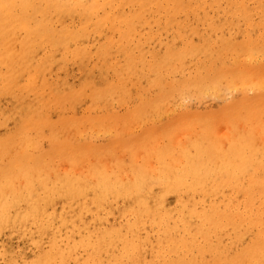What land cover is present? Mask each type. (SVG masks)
Here are the masks:
<instances>
[{"label": "bare ground", "instance_id": "6f19581e", "mask_svg": "<svg viewBox=\"0 0 264 264\" xmlns=\"http://www.w3.org/2000/svg\"><path fill=\"white\" fill-rule=\"evenodd\" d=\"M261 1H264V0H255L253 1L252 3L249 2V0H0V63L1 65H3V63L5 64L4 66L7 68L8 72L11 71L13 73V69L15 66H18L19 70L21 72H19V74H21L22 78L25 76V81H24V85L22 86L23 88H21V91L24 90V92H31L32 94L36 95V98H37V106L39 107V110L38 112H34L33 110V105L32 107L30 108V110L28 111L25 119L23 120L22 124H21V127H20V134L18 135V139L16 141H18L19 143V147L17 149H14L16 145V143H13L15 144V146L13 147V144H11V146L13 147V149L11 148V146H3L4 144H7V143H3L0 141V157L3 156L4 158H7L6 161H7V165H8V170L9 171H6L4 172L2 170V168H0V215L3 216V218H9L10 217V213L11 210L10 209H13V208H16V207H13V202L16 201V199L18 200H23L25 199V201L27 202L26 204V209H25V212L22 211L20 212L21 214L23 213L24 216L26 215L25 213H27L28 216L30 215H36V218L38 215H43L42 213H44V217L47 215L45 214H48V213H45V210H46V207L49 206V203H47L46 201V198L45 196L47 195H44L43 193L45 192H50L52 193V197L53 195L55 194V192H57L58 190L60 191V193L56 194L57 196L59 194H61L63 191L64 193H73L75 192L74 194L75 195H78L76 194V192H78L79 194L82 192H85L84 194L87 193V189H92L94 190V192H98V190L102 187V190H104V195L109 198V195L117 192L118 191H123L126 195H130L131 197H134L135 200H134V204H136V208L137 210H143V211H146V212H149L150 209L147 207V205H149L148 203H145L143 200L139 199V197L141 196V193L143 192V189L146 185V174H145V171L141 168H144V167H141V163H142V155H145L146 153L140 155L138 152H140L138 150V152H136L138 155H140V161H136V164L137 162L140 163V166L139 164H137V169H141L142 171H137L136 173H131L130 171V175H128L129 179L127 178V180H129L128 182H124L123 180H120V178L117 180V178L115 177V179L112 180L109 179L111 177L110 175V172L115 170L113 168H110L111 164L113 161L112 159L114 158H108V159H111L110 163H109V166H107L108 164L107 161L106 163L104 162L105 160H108V159H105L104 156H99L100 157L98 160H92L91 162L87 160H90V156L89 154L92 153L93 150H95V145L91 142V139L94 137V134L97 132V128L99 129V127H97V124L99 121H101V123L104 125V121L106 122H113V126L115 125L114 122L116 123V120H117V116H114V114H111V113H103L101 111H98L97 108L102 105V104H106V103H115V106L118 104L121 106H125L127 108V112L128 114H130L129 117H131V115H139V112H145V110H157L159 109L160 107H166L165 104L167 102H169V100L173 97H176V98H179L180 100V103L177 101V103H179L180 105H183L188 107V105L186 103H190L191 100L190 98L192 97H197L199 98L198 100H200V98H202L204 100V98H208V96H213V97H217V95H220V90L218 88V79H223L226 81V87L227 89L231 91H236L238 90V93L240 92V97L238 99H235L234 100V96H233V101H230L227 99H225V101H228L225 106H226V109L223 111V118L228 121V122H233L237 124L240 123L244 128H243V134H239V132L237 131H234L230 136V134H223V132H226L224 131L226 128L228 127H224L221 128L223 130V132L221 133L223 137V139H220L219 141L221 142H226L224 139H226L227 137H229V140L227 138V143H229L228 141H230V147H228V154H227V159L225 160L226 163L221 162V163H224V167H223V173L227 176H229V179H234V181L231 183H229V187L231 189V193L229 195V198H228V201L227 203L229 202L230 204H232L233 202V194H241L242 193V203L241 205L243 206V210L241 211H237L235 208L236 206L234 205H230V214L231 216L234 218V221L237 223V222H242V223H245L248 227L249 226H252V224H255L257 225V228H258V234L260 237H263V240L262 242L264 241V150L260 151L258 149V146L256 145V139L259 138V139H264V55L262 56L261 53L264 52V4L261 5ZM221 11V14H223L225 16V23L229 26H232L234 23H236L237 25L239 24V22L241 21H244L246 28L247 29H257L259 28L260 30H258L259 32H254V33H257L256 37H251L250 35H244L242 40L239 41V43L237 45H235V48L234 50H231L233 48H230V45L227 43H223L222 45L223 46H219L221 45V43L218 45L220 47V49L218 50V46H217V41L219 40L218 37H217V41L215 39L214 42H212L213 44L211 45V43L209 45H211V54L209 56H205V59H203L200 55H199V50L201 49L200 46H202L203 44H196L190 41H188L186 39V35L185 32L187 30H190V25H189V22L191 20H195L196 22L198 23H203L204 25H207L208 29L209 28H212V24H213V21H215V16L214 15H211V13H214L217 12V14L220 15V12ZM219 17V16H218ZM221 17V15H220ZM220 19V18H219ZM218 19V21H219ZM217 20V19H216ZM221 21V19H220ZM192 24V23H191ZM194 25V24H193ZM200 25V24H199ZM216 25L213 24V26ZM236 25V26H237ZM15 27V26H18L19 29H21L23 31V33H25V35L23 36V38H19V42L20 46L19 47V51L17 50L15 52L14 48H12V50L15 52H13L11 55H10V52H11V47H13V45L10 47V49L8 48L7 45H10L8 41H6V39L8 38H12V37H7L8 35V32L10 31L9 29H11V27ZM225 26V25H224ZM1 28H3V36H1ZM149 28V29H147ZM154 29L156 28V31L159 32V31H171L173 30V35H174V41L175 40H178L180 41V45L178 47L175 48V50H173V48H171L172 46H166V48L164 49L163 53L160 54L158 53L157 51H154V50H149V53L147 55H145L142 51H143V46H142V43L144 42H147L148 40L150 39H154L156 38L158 35L156 32H153V30L151 29ZM197 28V27H196ZM216 28H218L216 26ZM220 28H222L220 26ZM224 28V27H223ZM227 28V26L225 27ZM224 28V29H225ZM230 28V27H229ZM215 29V28H214ZM234 29V28H233ZM237 29V27L235 28ZM240 28H238V31L240 33ZM255 29V30H256ZM204 30V28L202 29V31ZM226 30V29H225ZM228 30V29H227ZM246 30V29H245ZM254 30V31H255ZM12 31V30H11ZM15 31V29H14ZM17 31V30H16ZM20 31V30H19ZM218 31V30H217ZM236 31V32H238ZM215 32V31H214ZM225 32V31H224ZM223 32V33H224ZM235 32V30H234ZM6 35H5V34ZM10 33V32H9ZM164 33V31H163ZM216 33V32H215ZM218 33V32H217ZM221 33V31H219V34ZM232 33V32H231ZM11 34V33H10ZM162 34V33H161ZM170 34V33H169ZM190 34V33H189ZM204 34V33H203ZM218 34V35H219ZM229 33H227L228 35ZM252 34V33H251ZM7 37H5V36ZM217 36V34H215ZM238 35V33H237ZM254 35V34H253ZM17 36V35H16ZM22 36V35H21ZM170 36V35H169ZM193 36V35H192ZM195 36V35H194ZM222 36V34H221ZM219 35V38L221 37ZM229 36V35H228ZM231 36V35H230ZM242 36V35H241ZM92 37H94L92 39ZM211 37V36H210ZM223 37V36H222ZM225 37V36H224ZM223 37V38H224ZM232 37V36H231ZM233 37L235 38V35L233 33ZM5 38V39H4ZM18 38V37H17ZM160 38V37H159ZM162 38V37H161ZM233 38V39H234ZM15 39V38H14ZM92 39V40H91ZM207 39V38H206ZM231 39V38H230ZM11 40V39H10ZM13 40V38H12ZM16 40V39H15ZM18 40V39H17ZM161 40V39H160ZM166 40V39H165ZM205 40V39H204ZM203 41V43H205L206 41ZM212 40V41H213ZM221 40V39H220ZM224 41V40H223ZM222 41V42H223ZM8 42V43H7ZM177 42V41H176ZM211 42V41H210ZM18 43V41H17ZM155 43V42H154ZM153 43V44H154ZM201 43V42H200ZM13 44L16 45V43L13 42ZM149 46V45H148ZM160 46V45H159ZM158 46V47H159ZM157 47V48H158ZM203 47V46H202ZM209 47V46H208ZM17 48V47H16ZM159 49V48H158ZM205 49V48H204ZM145 50V49H144ZM207 50V49H206ZM217 50H218V54L220 56V60H222V64L220 66H217V62H213L212 59H217ZM205 51V50H204ZM145 52V51H144ZM207 52V51H206ZM241 53V52H244V57L242 59H239V54L238 53ZM203 53V52H202ZM215 54V56H213ZM242 55V53H241ZM240 55V58L242 57ZM16 58V62L14 63V59L13 58ZM196 57V62H195V69L193 72H190V73H193V74H185V73H188V72H185V63L187 61H190L192 60L193 61V58ZM227 57V58H226ZM228 58H231V64L230 65H227L226 64V59ZM5 59V60H4ZM13 59V60H12ZM90 59H95L96 61L94 62L93 65H90L89 64V60ZM4 60V61H3ZM124 61V62H122ZM92 62V61H91ZM69 63H76L78 64L79 66H83L85 67V71L87 73V86L86 88H78V89H71V90H68L66 91L65 87L62 86L56 81L57 78H54V79H51V81H49L46 77H45V74L48 73V72H52L54 68L58 67V71H66V69H63L64 67H66V65H68ZM192 63V62H191ZM191 65V64H190ZM3 67V69L5 68ZM68 67V66H67ZM190 68V66H188ZM187 67V68H188ZM186 68V69H187ZM61 69V70H59ZM70 69V68H69ZM68 69V70H69ZM74 69V68H73ZM79 70V69H78ZM2 71V70H1ZM0 71V72H1ZM75 71V70H74ZM84 71V72H85ZM95 71L99 72V83L98 85L95 84L94 82H92L91 80V77L93 76V73H95ZM189 71V70H188ZM2 73V72H1ZM0 73V74H1ZM67 73V72H66ZM76 73V72H75ZM81 73V72H79ZM5 74V72H4ZM8 74H11V73H7ZM19 77V74L16 73ZM16 75V76H17ZM27 75V76H26ZM51 75V74H50ZM150 75H153L154 79L152 82H154V84L152 83L150 85V87L153 85V90H155L153 93L151 91H148L146 88H143L142 85L140 84V82L137 80V79H140V78H144V79H149V76ZM2 76L4 77L5 75L1 74V78ZM15 76V77H16ZM14 77V75H13ZM52 77V76H51ZM20 78V77H19ZM8 79H11V75H10V78L8 76V78L6 79V76L4 77V79H0V81H6L8 82L9 80ZM15 79V78H14ZM14 79H12V81H14ZM17 80H19L17 78ZM95 80V79H94ZM2 81H1V85H2ZM16 81V80H15ZM69 81V80H68ZM73 81V80H72ZM224 81V82H225ZM144 82V81H143ZM13 83V82H12ZM11 83V84H12ZM149 83V82H148ZM223 83V82H222ZM221 83V84H222ZM80 84V83H79ZM138 84V86H137ZM5 86V84H4ZM8 86V85H7ZM133 86H137L136 91L134 92L133 91ZM6 87V86H5ZM142 87V88H141ZM2 88H3V85H2ZM16 88V87H14ZM225 88V87H224ZM4 89V88H3ZM226 89V88H225ZM10 90V89H9ZM224 90V89H223ZM18 91V90H16ZM15 91V92H16ZM225 91V90H224ZM19 93V92H18ZM23 93V92H22ZM17 94V93H16ZM20 94V93H19ZM18 94V95H19ZM29 94V93H28ZM231 94V93H230ZM23 95V94H22ZM229 94H227L226 96H228ZM12 96V95H11ZM16 96V95H15ZM204 96V98H203ZM230 96V95H229ZM228 96V97H229ZM28 97V96H27ZM231 97H232V94H231ZM230 97V98H231ZM17 98V96H16ZM23 97H21L22 99ZM35 98V97H34ZM35 98V99H36ZM175 98V100H176ZM223 98V97H222ZM227 98V97H225ZM14 99V98H13ZM18 99V98H17ZM20 97H19V100H21ZM24 99V98H23ZM30 99H33V96L31 95ZM29 99V100H30ZM129 99L133 100L135 102V104H133L131 107H127L126 105H128L130 102H129ZM171 99V100H172ZM217 99V98H216ZM6 100V99H5ZM18 100V101H19ZM29 100H26V101H29ZM82 100H87L88 103L85 102L86 107L84 106L83 108H87L86 109V113L82 114V116H77L75 114H71V117L69 115V117H67V115H58V118L57 121L53 122L52 119L50 118V116L48 115V112L49 111H59V112H62L64 110H71V112H75L76 111V104L78 105L79 103H81ZM190 102H189V101ZM203 100H200V101H203ZM213 98H211V101L213 102ZM218 100V99H217ZM216 100V101H217ZM224 100V99H223ZM232 100V99H231ZM8 101V99H7ZM10 101V100H9ZM8 101V102H9ZM17 101V100H16ZM15 101V103H16ZM23 101V100H21ZM36 101V100H35ZM174 101V99H173ZM205 101V100H204ZM215 101V100H214ZM219 101V100H218ZM221 101V100H220ZM33 102V101H32ZM175 102V101H174ZM195 102V101H194ZM199 102V101H198ZM197 102V103H198ZM206 102V101H205ZM211 102V103H212ZM223 102V101H222ZM1 103V102H0ZM3 103V102H2ZM27 103L29 102H26V106L28 107L29 105H31L29 103V105H27ZM176 103V104H177ZM196 103V102H195ZM210 103V104H211ZM216 103V102H215ZM10 104V103H9ZM22 104V103H20ZM24 104H22L24 106ZM131 104V103H130ZM174 104V105H176ZM178 104V105H179ZM208 104V103H207ZM21 105V107H23ZM198 105V104H197ZM201 105V104H200ZM205 105V104H204ZM213 105V103H212ZM8 106V105H7ZM36 107V105H34ZM82 106V105H81ZM169 106V105H168ZM171 106V105H170ZM169 106V107H170ZM183 106V107H184ZM209 106V105H208ZM14 107V106H13ZM20 107V108H21ZM30 107V106H29ZM28 107V108H29ZM219 107V106H218ZM15 108V107H14ZM11 109L10 111L14 110ZM18 107H16L17 109ZM20 108H18L17 110H20ZM102 108V107H101ZM115 108V107H114ZM130 108V109H128ZM171 108V107H170ZM179 108V106H178ZM177 108V109H178ZM181 108V106H180ZM179 108V109H180ZM189 108V107H188ZM213 108V107H212ZM15 109V111H16ZM38 109V108H37ZM35 109V110H37ZM100 109V108H99ZM103 109V108H102ZM169 109V108H168ZM167 108L163 111V114L164 113H169V110ZM185 109V108H184ZM200 109V108H199ZM82 110V109H81ZM115 110V109H114ZM124 110V109H123ZM182 110V109H181ZM180 110V111H181ZM201 110V109H200ZM15 111L13 112L14 114ZM85 111V109H84ZM103 111V110H102ZM113 111V110H112ZM121 111V110H120ZM17 112V111H16ZM65 112V111H64ZM68 112V111H67ZM95 112L94 115H92V113ZM152 112V111H151ZM151 112L149 111V113L151 114ZM156 112V111H155ZM177 112V110H176ZM1 113V112H0ZM19 112H17V115L20 116V113L18 114ZM54 113V112H53ZM70 113V112H69ZM149 113H144L143 115H145V121L146 118H150L148 115ZM8 115L10 114L7 113ZM6 114V115H7ZM51 114V113H50ZM59 114V113H58ZM146 114H148L146 116ZM153 114V113H152ZM151 114V115H152ZM13 115V114H11ZM123 115V114H122ZM143 115L140 117L142 118ZM3 116V115H2ZM1 116V117H2ZM22 116V115H21ZM127 116V115H125ZM157 116V115H156ZM155 116V117H156ZM159 116V115H158ZM161 116V114H160ZM190 113H188V111H184V112H181L179 113V115L177 116H172L171 118H169L168 116V121L163 123L161 122V120L159 119V117H156V119H154L155 121H150L147 123V127H146V133H148L149 131H154L155 130H158L157 128L161 127L162 128V133H166L167 134V139L169 141V143H171L173 140H172V137H174V132L172 130V128L174 127V123H178V122H185L189 117H190ZM4 117L5 114H4ZM133 117V116H132ZM138 118L137 116L135 117L140 119L141 118ZM213 117H216V115H213ZM9 120H11L10 118H12V116H9L8 117ZM7 118V119H8ZM24 118V117H23ZM205 118V117H204ZM1 119V118H0ZM2 119L4 120V118L2 117ZM1 119V120H2ZM20 119V117H19ZM125 119V118H124ZM135 119H133L135 121ZM138 119H136L137 121L136 122V125H137V122H138ZM229 119V120H228ZM2 120V121H3ZM7 120V121H9ZM131 120V121H133ZM219 120V119H218ZM1 121V122H2ZM6 121V120H5ZM14 121V120H13ZM120 121V120H118ZM130 122V120H128ZM131 122V123H134ZM188 121V120H187ZM10 122V121H9ZM141 122V121H140ZM5 123V122H3ZM69 123H72V124H79L81 125L82 128L79 129V132H77V137H76V141L72 140L71 137V134L68 136L66 133V135L64 137H62L63 139H57L56 136H60L62 135L64 132H62V127L66 124H69ZM86 123H89L88 126L90 124H92V127L89 128L87 126V129H86V126L85 124ZM123 123V122H122ZM121 123V126L120 130H117V126H115V128L112 126L110 127L109 131H111V133L113 134V140L117 141L118 143H120L121 145H124L125 146L127 145L128 147V151H132L131 153H134L133 152V149L135 151L136 148H142L145 146H148V149H146L145 151H149L152 147H154V149L152 150V152H156L154 151L155 149H158V150H163L165 149V147H167V144L165 145H161L159 142H158V147L155 148L157 145L155 146H151L149 144L150 142V139L149 138H145L144 136H141V137H138L135 142L134 141H124V138L122 137L121 135V131H122V127H123V124ZM130 123V124H131ZM207 123V121H206ZM112 124H109V125H112ZM120 124V123H119ZM127 124V122H126ZM140 124V123H139ZM186 124V123H185ZM189 124V123H188ZM194 124L195 126V123H192ZM219 124V122L217 123V125ZM239 124V125H240ZM15 125V124H14ZM117 125V124H116ZM131 125H134V124H131ZM142 124H140L141 126ZM200 125V124H199ZM216 125V126H217ZM2 126V125H1ZM0 126V127H1ZM8 126V125H7ZM77 126V125H76ZM100 126V125H99ZM102 126V125H101ZM100 126V128H101ZM119 126V125H118ZM215 126V124H214ZM219 126V125H218ZM217 126V127H218ZM223 126V125H222ZM15 127V126H13ZM45 127H48L49 129L51 130H55L54 133H57V130L60 128V130H58L59 133H57L56 136V139L53 138L51 139V136L50 134H47V136H49V138L51 140H47V143H46V138H45V135L43 133V131H46L44 130ZM58 127V129L56 128ZM74 127V126H73ZM79 127V126H77ZM103 127V126H102ZM104 131L107 129L106 128V124L104 126ZM108 127V125H107ZM126 128H124L123 131L125 132H129L128 134H130L129 136H131L132 134L130 133V131L128 130L129 128L131 129V127L129 126V128H127V126H125ZM137 127V126H136ZM186 127V125H185ZM188 127V126H187ZM70 128V127H69ZM122 128V129H121ZM133 128V127H132ZM140 129V127H138ZM178 128V127H177ZM184 128V127H183ZM193 128V127H192ZM205 128V127H204ZM230 128V127H229ZM233 128V127H231ZM239 128V127H237ZM71 129V128H70ZM102 130L100 131H103V128H101ZM135 129V128H133ZM133 129L131 131H133ZM182 129V128H181ZM186 129V128H185ZM189 129V128H188ZM201 127L199 126V128H197V131L200 130ZM220 129V131H222ZM236 129V127L234 128ZM240 129V128H239ZM76 130V129H75ZM137 130V128H136ZM135 130V131H136ZM141 130V129H140ZM194 130V128H193ZM195 130H196V127H195ZM206 129H203L201 130L199 136H200V139L199 141H196L194 142V147H195V151L193 150V152H195L194 155H192L190 153V150L188 151L187 148H190L188 147V145L186 146L185 144H187L186 141H188V139H186L184 136V131L182 132L183 135L182 137L184 139H180L179 137H181V135H179V137H177V133H176V140L177 138H179L177 141H176V145H178V148H179V152L181 153V158L179 157V154H178V158L180 159H176L177 157V154H173L174 157L173 160L176 159V168H178L177 170L173 168H168L167 164H166V161H165V157H164V152L161 151L158 155H159V159H158V164H157V168L153 170V168H155V164L153 163V165H150L148 164V170L151 171L149 173H151L154 177L153 180L154 183L156 182L158 185L162 186L163 188H166L168 190H172V191H179L180 188H184L186 189L187 191L189 192H192V193H202L204 195H211L212 193H214L217 189V187H219L217 185V181L214 180V181H211L213 183H211L210 181L207 182V179L209 177V175L211 174L210 171L213 170H217V166H220L221 165L223 166V164H220L218 165L219 161L217 159V155L220 154L223 156V152L224 151H220L219 150L217 151V145L215 144L214 142V139H216L214 137V135L212 136V133H210V131H205ZM219 130V129H218ZM228 130V129H226ZM241 130H242V127H241ZM18 131V132H19ZM72 132V130H69ZM69 131H66V132H69ZM103 131V132H104ZM107 131V130H106ZM105 131V132H106ZM142 131V130H141ZM229 131V130H228ZM11 132V131H10ZM48 132L50 133V130H48ZM53 132V131H52ZM91 132V133H90ZM102 132V133H103ZM137 132V131H136ZM145 132V131H144ZM180 132V131H179ZM215 132V131H214ZM15 133V132H14ZM70 133V132H69ZM68 133V134H69ZM110 133V132H109ZM123 135H124V132H122ZM159 133V132H158ZM186 133V132H185ZM188 133H191L189 130H188ZM187 133V134H188ZM194 132H192L193 134ZM219 132L217 133L219 136H221ZM230 133V132H229ZM16 134V133H15ZM15 134H14V138L13 140L15 141ZM127 134V136H128ZM142 134V133H141ZM165 134V135H166ZM186 134V136H187ZM196 134V132H195ZM197 134V135H198ZM9 135V134H8ZM54 135V134H53ZM92 135V136H91ZM96 135V134H95ZM99 135V133H98ZM63 136V135H62ZM75 136V135H74ZM100 136V135H99ZM107 136V135H106ZM147 136V135H146ZM194 136V134H193ZM218 136V138H219ZM227 136V137H226ZM4 137V136H3ZM90 137V139H89ZM98 137V136H96ZM96 137H94L96 139ZM103 137V136H101ZM99 137V138H101ZM104 137H105V134H104ZM133 137V136H132ZM132 137H128L129 139L132 138ZM214 137V139H213ZM8 138V137H7ZM48 138V137H47ZM74 138V137H73ZM93 138V139H94ZM112 138V137H111ZM157 138V137H155ZM154 138V139H155ZM159 138L160 135H159ZM158 138V139H159ZM192 138V137H191ZM194 138H196V136H194ZM217 138V139H218ZM159 140H162L159 139ZM183 140H186L184 143ZM195 140V139H194ZM223 140V141H222ZM12 141V140H11ZM96 141V140H95ZM100 141V140H99ZM155 141V140H154ZM152 140V142H154ZM164 141V139H163ZM182 141H183V145H182ZM13 142V141H12ZM98 142V140H97ZM191 142V141H189ZM46 143V144H45ZM107 143V142H106ZM109 143V142H108ZM115 143V142H114ZM174 145H175V140H174ZM172 143V144H173ZM260 143V141L258 142ZM264 143V141H263ZM262 143V144H263ZM9 144V143H8ZM190 144V143H189ZM224 144V143H223ZM261 144V145H262ZM116 143L113 145L115 147ZM226 145V144H225ZM97 146V145H96ZM183 146V147H181ZM220 146V145H219ZM76 147H78L79 149L81 150H78L82 152V154L80 153L79 157H76V153L72 154L71 152L75 151ZM120 147V146H119ZM177 148V146H175ZM186 147V149H185ZM226 147V146H225ZM16 148V147H15ZM144 148H147V147H144ZM150 148V149H149ZM171 148V147H170ZM169 148V149H170ZM174 148V147H173ZM174 148V149H176ZM177 148V149H178ZM12 149V150H11ZM102 149V148H101ZM100 149V150H101ZM114 149V148H113ZM112 149V150H113ZM120 149V148H119ZM191 149V148H190ZM194 149V148H192ZM227 149V148H225ZM261 149V148H260ZM263 149H264V146H263ZM92 150V151H91ZM99 150V149H98ZM99 150V152H100ZM107 150V149H106ZM109 150V149H108ZM123 150H125V148L123 147ZM143 150V149H142ZM141 150V151H142ZM150 150V152H151ZM104 151V150H103ZM122 151V150H121ZM167 151H170V150H167ZM175 151V150H173ZM172 151V153H173ZM111 152V151H110ZM119 152V151H118ZM125 152V151H124ZM144 152V151H142ZM101 153V152H100ZM113 153V151H112ZM123 153V151H122ZM120 152V154H118V156H120L122 154ZM135 153V154H136ZM157 153V152H156ZM176 153V151L174 152ZM178 153V152H177ZM88 154V156H87ZM104 154V153H103ZM149 154V153H148ZM168 154V153H167ZM102 155V154H101ZM116 155V154H115ZM124 155V153L122 154ZM121 155V156H122ZM137 155V156H138ZM153 154H151V157H152ZM170 155V153H169ZM168 155V156H169ZM106 156V155H105ZM108 156H111V154H109ZM119 157L120 159L122 157ZM147 156V155H146ZM172 156V155H171ZM2 157V158H3ZM76 157V158H75ZM89 157V158H87ZM124 157V156H123ZM155 157V156H154ZM226 158V156H224ZM1 158V159H2ZM101 158H104L105 160H103V162L99 161ZM107 158V156H106ZM116 158V156H115ZM118 158V157H117ZM118 158V159H119ZM132 158H138V157H134L132 156ZM145 158V156H144ZM171 158V157H170ZM116 159L114 163H116V161L118 160ZM135 159V160H136ZM138 159V160H139ZM155 159V158H153ZM157 159V158H156ZM61 161V163L63 164H69V166H71L70 164L72 162H74L73 164L76 163V165H79L77 164L76 161L80 160V162H83V164L85 162H87V167L88 168H85L87 169L86 172H83L81 174L80 172V168L78 167V171H76V167L74 168V172L76 171L77 174L73 173V167H68L67 166L65 167H61L60 165H62L61 163H59V161ZM76 160V161H75ZM135 160L133 159V162L135 163ZM146 160V159H145ZM168 160V159H166ZM170 160V159H169ZM168 160V161H169ZM172 161V163H174V161ZM222 160V159H221ZM54 161V162H53ZM55 161H58L57 163H55ZM122 161V159L120 160ZM119 161V162H120ZM152 161V159H151ZM150 161V162H151ZM154 161V160H153ZM130 162H132L130 160ZM218 162V163H217ZM2 163V162H1ZM52 163L56 164L57 166V169L55 168V165L53 164L54 167H52ZM114 163L112 164V167L114 165ZM123 163V162H122ZM171 163V164H172ZM82 164V163H81ZM82 164V165H83ZM120 164V163H119ZM124 164H127V161L126 163ZM129 164V163H128ZM134 164V165H136ZM75 165V166H76ZM117 165V164H116ZM132 167L134 166L133 163L131 164ZM146 165V164H145ZM175 165V164H174ZM60 166V167H59ZM80 166V165H79ZM86 166V165H85ZM118 166V165H117ZM122 165H120L121 167ZM119 167V169H120ZM126 167V166H125ZM124 167V170L126 171ZM129 167V166H128ZM126 167V168H128ZM174 167V166H173ZM62 168V170H61ZM83 168V169H84ZM135 168V166H134ZM222 168V167H221ZM248 168H251L253 169L252 173H250L248 175V178H247V181L246 182H243L242 180L239 179V176L240 174L243 175V173L246 171L248 172L249 169ZM111 169V170H110ZM123 169V168H122ZM130 169H133L130 167ZM136 169V168H135ZM250 169V170H251ZM118 170V169H116ZM121 170V169H120ZM119 170V173L120 174H123L125 175V171L123 173H121ZM146 170V168H145ZM147 170V172H148ZM83 171V170H82ZM133 171H136V170H133ZM221 171V170H220ZM81 175H79V173ZM89 172L90 173V176L87 175V174H84V173H87ZM114 172V171H113ZM112 172V174H114ZM217 172V171H216ZM128 174V172H126ZM148 173V174H149ZM213 173V172H212ZM116 174V172H115ZM127 174L125 175L127 177ZM133 174V176L131 175ZM245 174V173H244ZM118 175V174H117ZM116 175V176H117ZM214 175V174H213ZM211 175V177L213 176ZM119 176V175H118ZM130 176H132L130 178ZM148 176V175H147ZM224 176V175H223ZM227 176V177H228ZM233 178H232V177ZM123 177V176H121ZM152 177V176H151ZM219 177L216 175V178ZM225 177V176H224ZM226 177V179H228ZM238 177V178H237ZM245 177V176H244ZM243 177V178H244ZM125 178V177H124ZM148 178V177H147ZM220 178H223L222 176ZM242 178V176L240 177ZM122 179V178H121ZM151 179V178H150ZM148 178V180H150ZM37 182H35V181ZM126 180V179H125ZM152 180H150L151 182ZM37 184V186H39L38 188L40 189L39 191L35 190V184ZM149 182V183H150ZM225 182V181H223ZM21 183V185H24L23 187H25L23 189V187H21V185H19ZM152 184V182H151ZM153 185V184H152ZM35 186V187H34ZM149 186H147L148 188ZM220 188V187H219ZM225 189V188H224ZM101 190V192H102ZM151 190V189H150ZM183 190V189H182ZM42 191V192H41ZM62 191V192H61ZM154 191V190H153ZM39 192V193H38ZM89 192V191H88ZM219 192V191H218ZM49 193V194H50ZM100 193V191H99ZM158 193V192H157ZM160 193V192H159ZM170 195H171V192H169ZM174 193V192H172ZM188 193V192H187ZM223 193V192H222ZM35 194V197L34 195ZM180 194V193H179ZM189 194V193H188ZM195 194H193L195 196ZM201 194V195H202ZM51 195V194H50ZM63 195V194H62ZM68 195V194H67ZM88 195V194H87ZM115 197L117 198V194L115 193ZM224 195H225V191H224ZM28 196V197H26ZM48 196V195H47ZM46 196V197H47ZM55 196V195H54ZM61 196V195H59ZM58 196V197H59ZM65 196V195H64ZM112 196V195H111ZM121 196V195H120ZM157 196V195H156ZM181 196V195H180ZM213 196V197H212ZM222 196V195H221ZM228 196V194H227ZM240 196V195H239ZM34 197V198H33ZM49 197V196H48ZM47 197V199H48ZM63 197V196H62ZM69 197V196H68ZM105 197V198H107ZM114 197V198H115ZM148 197V195H147ZM167 197V196H165ZM198 197H200L198 195ZM212 197V198H211ZM211 199H213L214 195H211ZM226 197V196H225ZM50 198V197H49ZM55 198V197H54ZM65 198V197H64ZM71 198V197H69ZM76 198V196H75ZM85 198V201L87 200L86 197ZM115 198V199H116ZM119 198V197H118ZM159 198V197H158ZM162 198V196H161ZM195 198V197H194ZM221 198V197H219ZM223 198V196H222ZM236 198V196H235ZM52 199V198H51ZM50 199V201H51ZM58 199V198H57ZM60 199V198H59ZM89 199V197H88ZM105 201V204L107 203L108 204V201L110 202V200ZM114 199V200H115ZM147 201L149 200L148 198H146ZM145 199V201H146ZM165 199V198H164ZM217 199V198H216ZM56 200V199H55ZM66 200V199H65ZM69 200V199H67ZM73 200L72 198L70 199V202L72 203ZM80 200V199H79ZM82 200V199H81ZM106 200V199H105ZM112 200V199H111ZM113 200V201H114ZM220 199H218L219 201ZM236 200V199H234ZM48 200V202H50ZM54 200H52L51 202H53ZM146 201V202H147ZM161 201H164V200H161ZM209 201V199H208ZM211 201V200H210ZM61 202V201H60ZM95 202V201H93ZM120 202V201H119ZM118 202V203H119ZM155 202V201H154ZM177 202V201H176ZM234 202H237L234 201ZM17 202H15V205H16ZM24 203V202H23ZM66 203V202H65ZM70 203V204H71ZM77 205H75V202H74V205L75 207L76 206H80L81 204H79L80 202H76ZM87 203V204H86ZM101 203V202H100ZM116 203V202H115ZM166 203V202H165ZM169 204V202H167ZM174 203V202H173ZM206 203H208L206 201ZM48 206H47V205ZM52 204V203H50ZM61 204V207H62V204L64 203H60ZM91 204V203H90ZM106 204V205H107ZM117 204V203H116ZM160 204V202H159ZM178 204V202H177ZM199 204V203H198ZM215 204H218V202ZM220 204V203H219ZM233 204H236V203H233ZM12 205V206H11ZM22 205V204H21ZM46 205V206H45ZM66 205V204H64ZM88 205V202H85L84 206L86 207ZM102 205V204H101ZM120 205V204H119ZM163 205V204H162ZM176 205V204H175ZM201 205V203H200ZM240 205V204H239ZM18 206V205H16ZM45 206V207H44ZM54 206H56L54 204ZM73 206L70 205V207ZM104 206V205H102ZM124 206V205H123ZM157 206V205H156ZM165 205H163L164 207ZM171 205H169L170 207ZM174 206V205H173ZM199 206V205H198ZM12 207V208H11ZM53 205L50 207L52 208ZM108 207V206H107ZM106 207V208H107ZM110 209L111 208V205L109 206ZM114 207V205L112 206ZM120 207V206H119ZM205 207V206H204ZM220 207V206H219ZM229 207V205H228ZM24 208V207H23ZM22 208V209H23ZM45 208V209H44ZM57 208V207H55ZM60 208V207H59ZM69 208V207H68ZM79 208V207H78ZM77 208V209H78ZM82 208V207H81ZM88 208V206H87ZM91 208V207H90ZM93 208V207H92ZM98 208V207H97ZM105 208V209H106ZM116 208V206L114 207ZM118 208V207H117ZM121 208V207H120ZM119 208V209H120ZM240 208V207H239ZM18 209V207H17ZM21 209V210H22ZM54 209V208H52ZM80 209V208H79ZM84 209V208H82ZM102 209H104L102 207ZM108 209V208H107ZM106 209V210H107ZM123 209V207L121 208V210ZM125 209V207H124ZM127 209V208H126ZM198 209V208H197ZM227 209V208H226ZM16 210V209H15ZM19 210V209H18ZM20 210V211H21ZM55 210V209H54ZM54 210L53 212L50 213V218H49V221L52 220L53 216H54ZM59 210V209H58ZM63 210V209H62ZM61 210V211H62ZM67 210L66 212H70L68 211V209H64L63 211ZM81 210V209H80ZM79 210V212H81ZM129 210V209H128ZM127 210V212H128ZM164 210V209H163ZM177 210V209H176ZM175 210V211H176ZM185 210V209H184ZM193 210V209H192ZM228 210V209H227ZM52 211V210H50ZM71 211H74L73 209H71ZM83 211V210H82ZM89 211H92L91 209H89ZM87 211V212H89ZM103 211V210H102ZM109 211V209H108ZM107 211V212H108ZM111 211V210H110ZM109 211V212H110ZM113 211V210H112ZM119 211V210H118ZM125 211V210H124ZM209 211V210H208ZM205 209H202L201 211H199V215L200 217L202 218L200 221L201 223H205L204 221H207L210 223V220L212 219L211 216H208L210 215L209 213ZM211 211L219 214L220 212V209L217 207V206H214L212 207ZM210 211V212H211ZM225 211V210H224ZM14 214L17 213L16 211H13ZM47 212V211H46ZM49 212V210H48ZM86 212V211H84ZM105 212V211H104ZM109 212L107 213V215H109ZM126 212V211H125ZM125 212L123 215H125ZM126 212V214H127ZM130 212V211H129ZM133 212H134V207H133ZM184 212V211H183ZM19 213V211H18ZM17 213V215H18ZM59 213V212H58ZM63 213V212H62ZM72 215L73 213L70 212ZM75 213V212H74ZM96 213V212H95ZM94 213V214H95ZM99 213V211L97 212ZM123 213V211H122ZM131 213V212H130ZM136 213V212H135ZM226 213V211H225ZM237 213H239L237 215ZM13 214L14 217H12L13 219L17 216H15ZM61 214V212H60ZM69 215V213H67ZM80 214L82 213H79L77 212V215H79V219L80 217H82ZM85 214V213H84ZM93 214V213H92ZM90 214L92 216V218L89 216L86 217L88 220H95L96 218L98 219V215L99 214H95L96 216L93 217V215ZM102 214V213H101ZM111 214H114L113 212L111 213L110 212V215ZM132 214V213H131ZM130 214V216H131ZM145 214V213H144ZM163 214V213H162ZM195 214V212H194ZM62 215V214H61ZM64 215V216H63ZM61 218H66V215L63 214ZM76 215V216H77ZM87 215V214H85ZM109 215V216H110ZM121 214V217L125 218V216H123ZM135 215V214H133ZM142 215V214H141ZM161 215V214H160ZM171 215V212L170 214ZM180 215V213H179ZM184 215V214H183ZM40 216V217H41ZM55 216H59V215H56ZM71 216V215H69ZM68 216V217H69ZM103 216H106V215H101V217ZM129 216V214H128ZM146 216L143 215V217ZM162 216V215H161ZM166 216V215H165ZM174 216V215H173ZM216 216V215H215ZM32 217V216H31ZM52 217V218H51ZM67 217V218H68ZM73 217V216H71ZM78 217V216H77ZM76 217V218H77ZM96 217V218H95ZM99 218V222L97 223H100V219L101 220H106V218ZM107 217V216H106ZM111 217V216H110ZM109 217V218H110ZM137 217V216H136ZM148 217V216H147ZM179 217V216H177ZM175 216V218H177ZM194 217V215H193ZM193 217H191L193 219ZM217 217V216H216ZM227 217V216H226ZM230 217V216H229ZM2 218V217H1ZM2 218V219H3ZM28 218V217H27ZM75 218V217H74ZM71 219V222H75L76 221H73V219ZM75 218V219H76ZM113 218V217H112ZM149 218V217H148ZM168 218V217H167ZM183 218V217H182ZM215 218V217H214ZM12 219V220H13ZM20 219V218H19ZM24 219H26V216L24 217ZM35 219V218H33ZM40 219H43V217H41ZM51 219V220H50ZM57 219V218H56ZM74 219V220H75ZM115 219V218H114ZM117 219V217H116ZM128 219V218H127ZM125 218V220H127ZM131 219V218H130ZM141 219V218H140ZM156 219V218H155ZM162 219V218H161ZM170 219V216L169 218ZM172 219V218H171ZM180 219V218H179ZM222 219V217H221ZM226 219V218H225ZM1 220V219H0ZM16 218L13 220L15 221ZM29 220H32L31 218ZM44 220V219H43ZM80 220H83L80 219ZM93 220V221H94ZM104 220V221H105ZM119 220V219H118ZM117 220V221H118ZM124 220V219H123ZM124 220V221H125ZM144 220V219H143ZM146 220V219H145ZM163 220V219H162ZM167 220V219H166ZM218 220V219H217ZM223 220V219H222ZM228 220V219H227ZM5 221L2 220L0 222V225L3 224V222ZM12 221V223H13ZM46 221H48L46 219ZM48 221V223H49ZM58 221V220H57ZM60 221V220H59ZM63 222V219L61 220ZM69 221V219H68ZM86 221V219H85ZM83 221L86 225V222ZM92 221V222H93ZM110 221V220H109ZM116 221V220H115ZM114 221V222H115ZM124 221L120 222L119 221V224L123 223ZM141 221V220H140ZM153 221V220H152ZM165 221V220H164ZM163 221V222H164ZM197 221V220H196ZM195 221V222H196ZM220 222V220H218ZM229 221V220H228ZM16 222H19L16 221ZM28 222V220H27ZM32 222H37V221H32ZM41 222V221H39ZM52 222V221H51ZM50 222V223H51ZM67 222V221H65ZM63 222L62 224L64 225ZM69 223V224H73V223ZM95 222V221H94ZM93 222V224H94ZM126 222V221H125ZM171 222H176V221H171ZM170 222V223H171ZM194 222V224H195ZM206 222V223H207ZM221 222H224V221H221ZM8 223V222H7ZM11 223V224H12ZM29 223V222H28ZM32 223V224H34ZM43 223V221H42ZM41 223V224H42ZM46 223V222H45ZM47 223V224H48ZM66 223V224H67ZM79 223V222H78ZM81 223V221H80ZM84 223L83 225H81L80 227V230L83 228L84 226ZM90 223V222H88ZM96 223V224H97ZM102 223V222H101ZM104 223V222H103ZM108 224H110V222H107ZM128 223H129V220H128ZM126 223V225H130V223L128 224ZM133 223L134 220H133ZM132 223V224H133ZM138 223V222H137ZM142 223V222H141ZM151 223V222H150ZM153 223V222H152ZM158 223V222H157ZM184 223V222H182ZM181 223V224H182ZM187 223V222H186ZM185 223V224H186ZM199 221L196 223L198 224ZM15 224V223H14ZM23 224V223H22ZM32 224H29V225H32ZM41 224H39L40 226H37L38 228L39 227H42ZM52 224V223H51ZM50 224V225H51ZM54 224V223H53ZM59 225L61 224V222L58 223ZM77 224V223H76ZM82 224V223H81ZM92 224V225H93ZM107 224V225H108ZM114 224V223H112ZM117 224V223H116ZM136 224V223H135ZM144 224V222H143ZM142 224V227L145 229L144 231H146V226H143ZM146 224V223H145ZM162 224V222H161ZM168 224V220L166 221L165 223V226H167ZM175 225H173L172 223L167 226L170 228L171 226V230L172 228L173 229H177V227L175 228V226L177 225V223H174ZM193 224V223H192ZM194 224L192 226H194ZM195 224V225H196ZM228 224V223H227ZM238 224V223H237ZM7 225V224H6ZM19 225V223H18ZM26 225V224H25ZM49 225V226H50ZM55 225V224H54ZM57 225V224H56ZM62 226H59V227H63ZM79 225V224H78ZM89 225V224H87ZM87 225L84 227L85 228V231H88V229H86ZM95 225V224H94ZM93 225V226H94ZM123 225L124 223L122 224V226H120L121 228H123ZM152 225V224H151ZM151 225H148V226H151ZM173 225V226H172ZM189 225V224H188ZM200 225V226H199ZM206 224H204L203 226H205ZM231 225V224H230ZM9 226H12V225H9ZM34 226V225H33ZM53 225H51L52 227ZM76 226V225H75ZM96 226V225H95ZM94 226V227H95ZM102 226V225H101ZM106 226V225H105ZM117 226L119 225H116L114 226V228H116ZM126 226V227H127ZM135 226V225H134ZM138 226V225H137ZM137 226H135V229L131 226H128L130 227L129 230L131 231H135L137 228ZM156 226V225H155ZM164 226V225H163ZM185 226V225H184ZM199 228L202 227V224H198L197 225ZM196 226V227H197ZM237 226V225H236ZM244 226V225H243ZM254 226V225H253ZM260 226V227H259ZM20 228V226H18ZM17 227V228H18ZM30 229V226H27L26 228ZM45 227V225L43 226ZM57 226L54 227V229H56ZM67 227H68V224H67ZM89 227V226H88ZM87 227V228H88ZM93 227V228H94ZM97 227V226H96ZM95 227V228H96ZM113 226H111L110 224V228H112ZM118 227V228H120ZM125 227V226H124ZM141 227V225H140ZM152 227V226H151ZM162 227V225H161ZM179 227V226H178ZM218 227V226H217ZM245 227V226H244ZM1 228V227H0ZM6 228V226L4 227V229ZM15 228V227H13ZM16 228V229H17ZM25 228V227H24ZM23 228V231L25 230ZM36 228V227H35ZM70 228V227H69ZM72 225H71V228L72 229ZM79 230V226L77 227ZM106 228L104 227L103 225V229ZM109 228V229H110ZM113 228V233L117 234V232H115L116 230H118L117 228L114 229ZM120 228V229H121ZM155 228V227H154ZM163 228V227H162ZM166 228V227H165ZM163 228V232H164V229ZM169 228L167 231H169ZM186 228V227H185ZM188 228V226H187ZM212 228V227H211ZM234 230V227H232ZM22 229V228H21ZM37 229V228H36ZM40 230H42L41 228H39ZM45 229V228H43ZM50 229V231L53 232V229L52 228H48ZM52 229V230H51ZM59 230L62 229V228H58ZM75 229V228H74ZM102 229V230H103ZM108 228H106L107 230ZM125 229V228H124ZM141 229V228H140ZM159 229V228H158ZM167 229V228H166ZM181 229V228H180ZM197 229V228H196ZM225 229V227H224ZM224 229L222 230L223 233H224ZM237 229V227H236ZM256 228L252 229L253 231L255 230ZM32 229H30L29 231L31 233H33L31 231ZM46 230V229H45ZM68 230V229H67ZM75 230V231H77ZM79 230V231H80ZM83 230V229H82ZM98 230H99V227H98ZM96 229V231H98ZM101 230V229H100ZM101 230V231H102ZM112 230V229H111ZM115 230V231H114ZM149 230V229H148ZM151 230V229H150ZM149 230V231H150ZM170 230V231H171ZM199 230V229H198ZM198 230H195L194 229V232L195 231H198ZM230 230V227L228 228L227 227V231ZM238 230V229H237ZM247 230V229H246ZM18 231V230H17ZM23 231H22V235H23ZM37 231V230H36ZM36 231H34L36 233ZM43 231V230H42ZM41 231V232H42ZM48 231V230H47ZM45 231V232H47ZM69 231V230H68ZM75 231L74 234H75ZM90 231V230H89ZM95 231L94 229L91 230V232ZM126 231V229H125ZM143 231V230H141ZM140 231V232H141ZM158 231V230H157ZM166 231V230H165ZM173 231V230H172ZM175 231V230H174ZM172 232V233H175V232ZM179 232V229L177 230ZM193 231V230H192ZM203 231V230H202ZM201 231V232H202ZM209 231V230H208ZM218 231V230H217ZM1 232V231H0ZM13 232V231H12ZM12 232H8L9 234H11ZM27 232V230L25 231ZM24 232V233H25ZM43 232V233H45ZM51 232V233H52ZM57 232V230H56ZM63 232V231H62ZM67 232V231H66ZM71 232V231H70ZM70 232L67 239L70 237ZM104 232V231H103ZM107 232L111 233L110 230H108ZM124 233V231H122ZM128 232V229L127 231ZM130 232V231H129ZM132 232V233H133ZM137 232V231H136ZM139 232V233H140ZM156 232V231H155ZM159 232V231H158ZM157 232V233H158ZM161 232V230H160ZM181 232V231H180ZM191 232V231H190ZM212 232V231H211ZM221 232V230H220ZM230 232V231H228ZM233 232V231H232ZM250 232V231H249ZM17 234V232H15ZM84 233V232H83ZM87 233V232H85ZM84 233V234H85ZM102 233V232H101ZM101 233L98 234L101 235ZM106 233V232H104ZM122 233V234H123ZM132 233L130 234V237L132 235ZM139 233H134L135 235H133L132 237L135 236V239H137V237L139 236H136L137 234L139 235ZM147 234H145V237L149 236V232H145ZM162 233V232H161ZM166 235L168 234L167 232H164L163 234ZM171 233V232H170ZM169 233V234H170ZM182 233V232H181ZM200 233V232H197V234ZM204 233V231H203ZM206 233V232H205ZM205 233L203 235H205ZM233 233H236L235 231ZM247 233V232H246ZM5 234V233H4ZM14 234V233H13ZM12 234V235H13ZM20 234V233H19ZM30 234V233H29ZM26 237H28V235ZM38 234V233H37ZM46 234V233H45ZM57 234V233H55ZM78 235V233H76ZM75 234V235H76ZM95 234V233H94ZM92 234V235H94ZM119 234V233H118ZM125 234V233H124ZM123 234V235H124ZM151 234L152 231H151ZM162 234V235H163ZM197 234L196 235V238L198 239L197 237ZM218 234V233H217ZM241 234V235H240ZM10 235V236H12ZM34 235V233H33ZM39 235V234H38ZM37 235V236H38ZM42 235V234H40ZM62 235V234H61ZM79 235H82V232L80 233L79 232ZM78 235V236H79ZM87 234H85V237H86ZM88 235L90 236L91 234L88 233ZM87 235V239L92 237V235L89 237ZM104 235H109V234H104ZM111 235H114V234H111ZM121 235V233H120ZM121 235V237L118 235H116L118 237V239H125L123 238L124 236L126 237V235ZM140 235H142L140 233ZM143 235H144V232H143ZM147 235V236H146ZM164 235V236H161V238L163 237V239H167V236ZM172 234H170L171 236ZM175 235V234H174ZM172 235V236H174ZM187 235V234H186ZM192 235V234H191ZM202 235V234H201ZM214 235V232L213 234ZM232 235V234H231ZM243 236V233H238L236 236L234 237H237V236ZM247 235V234H246ZM16 236V235H15ZM25 236V235H24ZM43 236H46V235H43ZM50 236V235H49ZM56 236V235H55ZM153 236V235H152ZM166 236V238H164ZM169 236V235H168ZM176 236V235H175ZM179 236V235H178ZM181 236V235H180ZM185 236V235H184ZM188 236V235H187ZM194 236V235H193ZM200 236V234H199ZM218 236V235H217ZM238 236V238H239ZM245 236V234H244ZM244 236H243V239H244ZM248 236V235H247ZM257 236V235H256ZM8 237V236H7ZM7 237L5 240H7ZM32 237V236H31ZM30 237V238H31ZM51 237V236H50ZM49 237V238H50ZM58 237V236H57ZM74 237V235H73ZM80 237V236H79ZM84 237V236H82ZM96 237V235L94 236V238ZM112 237V236H111ZM114 237V236H113ZM117 237L114 238V240L116 239L117 240ZM143 239H145L146 241V238L144 236H142ZM141 236L139 237V241L141 240L142 238ZM156 237H160L158 234ZM155 237V239H156ZM177 237V236H176ZM175 237V240L177 239ZM191 236H189L188 238H190ZM202 239L203 237L205 236H200ZM20 238V236H19ZM21 238H23V236H21ZM20 238V239H21ZM42 238V237H40ZM53 238V236H52ZM55 238V237H54ZM53 238V239H54ZM72 238V236H71ZM76 238V237H75ZM74 238V239H75ZM94 238L92 239L94 241ZM105 238V237H103ZM108 239L110 238L107 237ZM151 238V237H150ZM149 238V240H150ZM170 238V237H169ZM179 238V237H178ZM187 238V237H186ZM207 238V237H206ZM213 238V237H212ZM226 238V237H225ZM229 238V237H228ZM237 238V239H238ZM242 238V237H241ZM250 238V237H249ZM252 238V237H251ZM11 239V238H10ZM33 239V238H31ZM39 239V237H38ZM37 239V240H38ZM65 239V238H64ZM65 239V240H67ZM79 239V238H78ZM78 239L75 240L78 242ZM83 238L80 237L79 239V242L82 241ZM86 239V238H85ZM106 239V238H105ZM104 239V240H105ZM111 239V238H110ZM120 239V240H121ZM128 239V238H127ZM142 239V243L144 242V240ZM153 239H154V236H153ZM158 239V238H157ZM157 239L155 241H157ZM161 239V240H163ZM172 239V238H171ZM171 239H168V241L164 240L163 243L165 242H170L169 240ZM200 239V238H199ZM3 240V239H2ZM45 240V239H41V242ZM52 240V239H51ZM56 240V239H54ZM53 240V241H54ZM59 240H63V239H59ZM71 240L70 238L66 241V244L68 243V241ZM90 239H88L89 241ZM99 240V243L95 242V241H98ZM101 240L102 238L100 239V237L98 236L96 238V240L94 241L96 243V245L100 244L101 243ZM103 240V241H104ZM115 240V241H116ZM118 240V241H120ZM148 238H147V242L149 241ZM152 240V239H151ZM160 240V239H159ZM178 240V239H177ZM180 240V238H179ZM201 240V239H200ZM209 240V238H208ZM207 240V241H208ZM220 240V239H219ZM228 240V239H227ZM226 240V241H227ZM241 239H239L238 241H240ZM11 241V240H10ZM22 241V240H21ZM33 241V240H32ZM48 241V240H47ZM107 241V239L105 240ZM105 241L103 243H105ZM112 240V242H115ZM124 241V240H123ZM122 241V243H123ZM128 241V240H127ZM137 241V240H136ZM173 241H174V238H173ZM181 241V240H180ZM189 241V240H188ZM187 241V242H188ZM206 241V240H204ZM224 241V239H223ZM238 241L236 244H238ZM243 241V240H241ZM248 241V240H247ZM28 242V240H27ZM37 242V241H36ZM40 242V243H41ZM50 242V239L49 241ZM55 242V241H54ZM57 242V241H56ZM60 242V241H59ZM64 242V241H62ZM78 242V243H79ZM84 242H87L84 240ZM83 242V243H84ZM93 242V243H94ZM108 242V241H107ZM111 242V243H112ZM132 242V241H131ZM140 242V243H141ZM151 242V241H150ZM149 242V243H150ZM176 242V241H175ZM174 242V244H175ZM179 242V241H178ZM176 243V244H179V243ZM200 242V241H199ZM202 242V240H201ZM213 241L211 240V243ZM215 242V240H214ZM221 242V241H220ZM234 243V241H232ZM231 242V243H232ZM249 242V241H248ZM251 242V241H250ZM2 243V242H0ZM5 243V242H4ZM16 243V241H15ZM14 243V244H15ZM18 243V242H17ZM24 243V242H23ZM30 243V242H28ZM71 243V242H70ZM77 243V248L78 245ZM81 244L82 246L84 244H87V243H84V244ZM121 242L119 244H122ZM138 243V242H137ZM136 243V244H137ZM140 243H138L137 245H139ZM155 243V242H154ZM157 245H158V242H156ZM171 243V242H170ZM183 243V242H182ZM192 243V242H191ZM195 243V242H194ZM203 243V242H202ZM219 243V242H218ZM223 243V242H222ZM240 243V242H239ZM6 244V243H5ZM35 244V243H33ZM45 244V247H46V243ZM43 244V245H44ZM61 244V243H60ZM59 244V246H61ZM65 244V242L63 243ZM69 244V243H68ZM65 245L66 247H71V244L69 245ZM73 244V243H72ZM75 244V243H74ZM91 244V241L90 243ZM106 244V243H105ZM104 244V246H105ZM114 244V246L116 245V243H112ZM118 244V245H119ZM126 244V243H125ZM124 244V245H125ZM135 242H134V247H136L135 245ZM148 244V243H147ZM150 244H153V243H150ZM148 244V245H150ZM167 244V243H166ZM173 244V243H172ZM173 246L175 248H172V249H166L167 251H170V250H173L175 251L176 248V244ZM186 244V242H185ZM216 244V243H215ZM225 244V242H224ZM228 244V243H227ZM226 244V245H227ZM2 245V244H1ZM8 245V244H7ZM26 245V244H25ZM53 245V244H52ZM50 245V246H52ZM93 245V244H91ZM108 245H110V243H108ZM108 245H106L107 247H109ZM132 245V244H131ZM141 245V244H140ZM140 245L137 246V249L138 250H142V249H139L140 248ZM160 245H163L162 243ZM168 245V244H167ZM171 245V244H170ZM170 245L166 246V247H170ZM184 245V244H183ZM193 245V244H192ZM191 245V247L193 248V246ZM199 245V243H198ZM207 245V244H206ZM242 245V243H241ZM250 245V244H249ZM12 246V245H10ZM18 246V245H17ZM20 246V245H19ZM23 246V245H22ZM30 246V245H29ZM34 246V245H33ZM36 246V244H35ZM40 246V245H39ZM63 245V247H65ZM75 246V245H73ZM87 246V245H86ZM84 246V247H86ZM95 246V245H93ZM110 246H113V245H110ZM113 246V247H114ZM121 246V245H120ZM147 246V245H146ZM146 246H143V247H146ZM181 246V244L179 245ZM196 246V245H195ZM212 246V245H211ZM211 246H209L211 248ZM214 246V245H213ZM212 246V247H213ZM216 246V245H215ZM219 246V245H218ZM230 246V244L228 245V247ZM238 246V245H237ZM255 246V245H254ZM5 247V246H3ZM16 247V246H15ZM61 247V248H63ZM65 247V248H66ZM81 247V246H80ZM80 247L78 249H80ZM83 247L82 250H85V248ZM91 247V246H90ZM97 247V246H95ZM100 247V246H99ZM98 247V248H99ZM113 247H111L113 249ZM117 248V246H115ZM124 247V246H123ZM128 247H130V245H128ZM142 247V246H141ZM150 248L151 245L149 246ZM158 247V246H157ZM187 247H190L187 245ZM186 247V248H187ZM204 247H207V246H204ZM227 247V248H228ZM13 248V247H12ZM35 248V247H34ZM33 248V249H34ZM39 248V247H38ZM37 248V249H38ZM41 248H42V245H41ZM49 248V247H47ZM76 248V249H77ZM92 248V247H91ZM101 248H103L102 246V243H101ZM106 248V247H104ZM103 248V249H104ZM147 248V247H146ZM145 248V249H146ZM159 248V247H158ZM155 248L157 250H155L156 254L158 255V253L160 252L159 249L162 248L164 250V253L162 252L161 253V257L164 256L165 254V249L164 247L160 246V248ZM181 248H183L181 246ZM185 248V247H184ZM183 248V250H184ZM191 248V249H192ZM198 250L199 246H197ZM217 247H215L214 250H216ZM232 248V247H231ZM239 248V247H238ZM250 248V247H249ZM252 248V247H251ZM14 249V248H13ZM12 249V250H13ZM18 249V248H17ZM29 249V248H28ZM43 249V248H42ZM41 249V251H42ZM45 249V248H44ZM75 249V250H76ZM101 249L103 252L105 251V249L103 250ZM108 249V248H107ZM106 249V250H107ZM111 249V251H112ZM118 249V248H117ZM122 249V248H121ZM132 249L131 252H134V250H136V248ZM129 249V250H130ZM153 249V248H152ZM151 249V250H152ZM161 249V250H162ZM203 249V248H202ZM226 249V247H225ZM230 249V247H229ZM261 249V248H260ZM19 250V249H18ZM22 250V249H21ZM53 250V249H51ZM67 250V248L65 249V251ZM74 250V252H75ZM81 250V251H82ZM87 250V249H86ZM92 250V249H90ZM99 250V249H97ZM95 250L94 248V252L97 251ZM109 250V249H108ZM126 250V249H125ZM128 250V249H127ZM126 250V251H127ZM179 250V249H178ZM182 250V249H180ZM186 250V249H185ZM184 250V251H185ZM189 250V249H188ZM195 250L196 247H195ZM253 250V249H252ZM23 251V250H22ZM33 251V250H32ZM35 251V250H34ZM37 251V250H36ZM35 251V252H36ZM41 251L39 252V254L41 253ZM48 252L50 251V249L47 250ZM47 251H45L47 253ZM71 252H73L72 250H70ZM69 251V252H70ZM89 251V250H87ZM101 251V252H102ZM149 251V250H148ZM147 251V252H148ZM159 251V252H158ZM167 251H166V254H167ZM173 251V252H174ZM184 251H182L181 253H183ZM204 251L206 252V250H203V254H204ZM209 251V250H208ZM218 251V250H217ZM217 251H214V255L218 256L217 254H215V252L217 253ZM226 251V250H225ZM235 251V250H234ZM244 251V250H243ZM249 251V250H248ZM261 251V250H260ZM264 251V250H262ZM2 252V251H1ZM5 252H6V249H5ZM17 252V251H16ZM26 252V251H25ZM43 252V253H45ZM52 252V251H51ZM51 252L49 254H51ZM59 252V251H58ZM64 252V251H63ZM70 252V253H71ZM77 252V250H76ZM91 252V251H90ZM93 252V256L95 255ZM98 252V251H97ZM100 252V254H101ZM108 252V251H107ZM110 252V251H109ZM108 252V253H109ZM115 251H113L114 253ZM119 252V251H118ZM122 251H120L121 253ZM131 252H125L124 251V254H122V257L123 255H125V253H129V254H126L129 255V257H133V255L131 254ZM136 256H138V251L136 250ZM144 252V251H143ZM142 252V253H143ZM146 252V251H145ZM154 252V253H155ZM172 252V251H171ZM170 252V253H171ZM188 252V251H187ZM190 252V250H189ZM202 250L200 251L199 254H201ZM212 252V251H211ZM229 252V250L227 251ZM246 252V251H245ZM3 253V252H2ZM19 253V252H18ZM45 253V254H46ZM55 253V252H54ZM80 253V252H79ZM84 253V252H83ZM92 253V252H91ZM90 253V254H91ZM106 253V252H104ZM103 253V254H104ZM111 253V252H110ZM119 253V255H120ZM141 253V251L139 252ZM141 253V255H142ZM153 253V254H154ZM194 253V252H193ZM197 253V251H196ZM195 253V254H196ZM213 253V252H212ZM223 253V252H222ZM249 253V252H248ZM257 253V252H256ZM255 253V254H256ZM259 253V252H258ZM261 253V252H260ZM20 254V253H19ZM22 254V253H21ZM20 254V255H21ZM34 254V253H33ZM32 254V255H33ZM38 254V252H37ZM38 254V256H40ZM66 254V253H64ZM78 254V253H77ZM82 254V253H81ZM87 254V252L85 253V255ZM118 254V253H117ZM151 254V253H150ZM155 254V255H156ZM173 254V253H171ZM175 254V252H174ZM179 254V253H178ZM178 254H175V257L176 255ZM198 254V255H199ZM201 254V255H203ZM209 254V253H207ZM218 254H221V253H218ZM224 254V253H223ZM243 254V252L241 253V255ZM250 254V253H249ZM252 255L254 253H251ZM10 255V254H9ZM14 255V254H13ZM17 255V254H16ZM43 255V254H42ZM59 255V254H58ZM80 255V254H79ZM107 255V254H106ZM105 255V256H106ZM118 255V256H119ZM132 255V256H130ZM145 255V254H143ZM155 255L154 258H155ZM168 255H169V252H168ZM183 255V254H182ZM189 255V254H188ZM198 255H195L194 258H196V256ZM213 255V256H214ZM226 255V254H225ZM245 255V253L243 254ZM4 256V255H3ZM2 256V257H3ZM5 256H7L5 254ZM18 256V255H17ZM24 256V254H23ZM34 256V255H33ZM68 256V255H66ZM74 256V254H73ZM71 256V258L73 257ZM81 256V255H80ZM84 256V255H83ZM89 256V255H88ZM92 256V257H93ZM96 258H98L99 255H95ZM112 255H110L111 257ZM114 256V255H113ZM117 255L115 254V259H118L119 257H116ZM125 256V257H126ZM150 256V255H149ZM178 256H181V255H178ZM177 256V257H178ZM247 256V254H246ZM245 256V258H246ZM250 256V255H249ZM261 256V254H260ZM20 257V256H19ZM22 257V255H21ZM27 257V256H26ZM30 257H32L30 255ZM36 257V255L34 256ZM42 257V256H41ZM39 257V258H41ZM48 257V255H47ZM49 257H51V255H49ZM57 257V256H56ZM78 257V255H77ZM77 257H76V260L75 258H72L74 259V263H78L76 261L77 260ZM101 257V255H100ZM121 257V258H122ZM129 257H126L127 259ZM144 257V256H143ZM148 257V256H147ZM158 258V256H156ZM166 255V259L170 258L171 259V256L168 257ZM174 258V260L172 259V262L174 261V264L177 262V260L181 261L179 264H189V260L187 261V259L184 258V255L183 257L180 259H177ZM200 257V256H198ZM206 257V256H205ZM226 257V258H225ZM234 256H232L231 259H233ZM254 257V256H253ZM256 257V256H255ZM15 258V257H14ZM37 258V259H39ZM44 258V257H43ZM46 258V256H45ZM65 258V257H64ZM69 258V257H68ZM85 258V257H84ZM91 258V257H90ZM103 258V257H102ZM113 258V257H112ZM140 258V257H139ZM146 258V257H145ZM143 258V261L144 259ZM149 258V257H148ZM151 258V257H150ZM149 258L150 260V263L154 264L157 260L154 259V263L152 262V260ZM160 258V256H159ZM163 258V257H162ZM165 258V257H164ZM183 258L186 260V263H185V260H183ZM192 258V257H191ZM210 258V257H208ZM215 258V256H214ZM220 258V257H219ZM223 258H225L224 260L228 259L227 256H224ZM244 258V257H243ZM241 258L240 261L243 259ZM259 258V256H258ZM262 258V257H261ZM11 259V258H10ZM66 259V258H65ZM79 259V258H78ZM83 259V258H82ZM95 258H93L94 260ZM120 259V258H119ZM118 259V261H119ZM124 259V257H123ZM126 259V260H127ZM136 259V258H135ZM141 259V258H140ZM161 259V258H160ZM168 259V260H170ZM200 260V258H198ZM197 259V260H198ZM204 260V258H202ZM201 259V260H202ZM3 260V258H2ZM21 260V259H19ZM18 260V261H19ZM23 260V259H22ZM29 260V259H28ZM50 260V259H49ZM48 258L46 260H44V262H48L49 261ZM55 260H58L55 259ZM71 260V259H69ZM100 260V258L98 259V261ZM104 260V259H103ZM113 260V259H112ZM125 260V262H126ZM130 260V259H129ZM137 260V259H136ZM136 260L134 262H136ZM147 260V259H146ZM149 260L147 261L148 264L149 263ZM212 260V259H211ZM229 260H230V256H229ZM228 260V261H229ZM246 260V259H245ZM1 261V260H0ZM9 261V259H8ZM11 261V260H10ZM17 261V260H16ZM15 261V262H16ZM33 261H36L34 263L37 264L38 260L34 259ZM40 261V260H39ZM67 261V260H66ZM80 261V260H79ZM98 261H96V264H98ZM106 261V260H105ZM108 261V260H107ZM106 261V263H107ZM117 261V262H118ZM122 261V259H121ZM131 261V260H130ZM161 261H167V260H162ZM184 261V262H183ZM190 261H192L190 259ZM197 262L195 259L193 260V262ZM215 261V259H214ZM230 261H233V260H230ZM235 261V260H234ZM5 262V261H4ZM12 262H13V259H12ZM40 262H43V261H40ZM50 262V261H49ZM48 262V264H49ZM52 262H54L53 260H51L50 264H52ZM65 261H62L61 262H57L56 264H60V263H64ZM68 264H70L69 261H67ZM90 262V261H89ZM102 262V261H101ZM104 262V261H103ZM113 262V261H112ZM111 262V264H112ZM116 262V264H117ZM128 262V261H127ZM138 263L141 264V262L137 261ZM170 262V261H168ZM172 262H170L172 264ZM192 262V264H194ZM210 262V261H209ZM213 261H211V264H212ZM256 262V260H255ZM254 262V263H255ZM1 263V262H0ZM8 263V262H7ZM10 263V262H9ZM28 263V262H26ZM30 263V261H29ZM73 263V262H72ZM71 263V264H72ZM95 263V262H94ZM110 263V258H109V262L107 264ZM133 263V261H132ZM146 263V262H145ZM159 263H162L160 261H158L157 264ZM168 263V264H170ZM200 263L199 261L197 262V264ZM224 263V262H222ZM233 264V262H230ZM236 263V261H235ZM234 263V264H235ZM241 263V262H240ZM245 263V261H244ZM258 263V262H257ZM3 264V263H1ZM5 264V263H4ZM16 264V263H15ZM20 264V263H19ZM22 264V263H21ZM24 264V263H23ZM41 264V263H39ZM55 264V263H54ZM81 264V262L79 263ZM84 264V263H83ZM87 264V263H86ZM89 264V263H88ZM99 264H100V261H99ZM105 264V263H104ZM124 264H128V263H124ZM143 264V263H142ZM166 264V263H165ZM178 264V263H177ZM202 264V262L200 263ZM206 264V263H205ZM210 264V263H208ZM214 264V263H213ZM216 264H219L216 263ZM227 264V262H226ZM248 264V263H247Z\"/></svg>", "mask_w": 264, "mask_h": 264}, {"label": "rangeland", "instance_id": "374dc122", "mask_svg": "<svg viewBox=\"0 0 264 264\" xmlns=\"http://www.w3.org/2000/svg\"><path fill=\"white\" fill-rule=\"evenodd\" d=\"M253 1H255V0H249V2L250 3H252ZM262 3H261V5H263L264 4V1H261ZM220 12V15H221V17H220V15L219 14H217V12H215V14L214 13H211V15H214L215 16V21L216 22H214L213 21V24H215L216 23V25H214L213 26V24L211 25L212 26V28H209L208 29V27H207V25H204L203 23H198V22H196L195 20H191L190 22H189V25H190V30H187L186 32H185V34H187L188 32L190 33H188L185 37H186V39L188 40V41H190V42H192L193 43V41H194V43H196V44H203L202 46H200L201 47V49L198 51L199 52V55L203 58V59H205V56H209L211 53V45L213 44L212 42H214L215 40L217 41L218 39V41H217V46L221 43V45H219V46H223L222 44L223 43H227L228 42V44L230 45V48H233V47H235V45H237L238 43H239V41H241L242 40V38H243V36L244 35H250L251 37H256V35H257V33L259 32L258 30H260L259 28H255V29H247L246 28V26H244L245 24V22L244 21H241V22H239V24L237 25L236 23H238V22H236V23H234L232 26H229L228 27V25L225 23V16L223 15V14H221V11H219ZM219 16V17H218ZM221 19V21H220V19ZM217 19V20H216ZM218 19H219V21H218ZM192 23V24H191ZM194 24V25H193ZM200 24V25H199ZM225 25V26H224ZM237 25V26H236ZM216 26L218 27V28H216ZM220 26L222 27V28H220ZM227 26V28H225ZM197 27V28H196ZM226 29H224V28ZM237 27V29H235ZM204 28V30L202 31V29ZM215 28V29H214ZM234 28V29H233ZM238 28H240L239 30H240V33H239V31H238ZM14 29H15V31H14ZM147 29H149V28H147ZM228 29V30H227ZM246 29V30H245ZM10 31V33L8 32V35H7V37H12L13 38V40H12V38H9V40H8V38L6 39V41H8V42H10L9 44L10 45H7L8 46V48L10 49V47L13 45V47H11V52H10V55L14 52L13 50H12V48H14L15 46L17 47H15L14 48V50H15V52L19 49V47L18 46H20V45H18V44H20V40H19V38H23V36L25 35V33H23V31L21 30V29H19V27L18 26H15V27H11V29H9ZM12 30V31H11ZM17 30V31H16ZM20 30V31H19ZM151 30H153V32H156L158 35H156L157 37L156 38H154L153 40L152 39H150V40H148L147 42H143L142 43V46H143V53L145 54V55H147L148 53H149V50H154V51H157L158 53H160L161 51V53L160 54H162L163 53V51H164V49L166 48V46H172L171 48H173V50H175V48L176 47H178L179 45H180V41H178V40H175L174 41V35H173V30H171V31H165V30H163L164 31V33H163V31L161 30V31H159V32H157L156 31V28H152ZM218 30V31H217ZM234 30H235V32H234ZM255 30V31H254ZM3 28H1V36H3ZM216 33H215V32ZM219 31H221V33L219 34ZM225 31V32H224ZM236 31H238V32H236ZM218 32V33H217ZM224 32V33H223ZM232 32V33H231ZM254 32H257V33H254ZM162 33V34H161ZM170 33V34H169ZM204 33V34H203ZM227 33H229L228 35H227ZM233 33H234V35H235V38L233 37ZM237 33H238V35H237ZM252 33V34H251ZM215 34H217V36L215 35ZM221 36V34H222V36L224 37H220L219 38V35ZM254 34V35H253ZM17 35V36H16ZM22 35V36H21ZM170 35V36H169ZM193 35V36H192ZM195 35V36H194ZM232 37H231V36ZM242 35V36H241ZM211 36V37H210ZM18 37V38H17ZM160 37V38H159ZM162 37V38H161ZM214 37V38H213ZM217 37H218V39H217ZM16 40H15V39ZM94 37H92V39H93ZM207 38V39H206ZM215 39V40H213V39ZM231 38V39H230ZM234 38V39H233ZM5 39V38H4ZM11 39V40H10ZM18 39V40H17ZM91 39V40H92ZM161 39V40H160ZM166 39V40H165ZM205 39V40H204ZM221 39V40H220ZM202 40H204V41H206L205 43H203V41ZM213 40V41H212ZM224 40V41H223ZM17 41H18V43H17ZM177 41V42H176ZM211 41V42H210ZM223 41V42H222ZM7 42V43H8ZM13 42L14 43H16V45L15 44H13ZM155 42V43H154ZM201 42V43H200ZM154 43V44H153ZM211 43V45H209ZM149 45V46H148ZM160 45V46H159ZM159 46V47H158ZM209 46V47H208ZM218 46V50L220 49V47ZM159 49H158V48ZM205 48V49H204ZM236 48V47H235ZM235 48H233V49H231V50H234ZM145 49V50H144ZM207 49V50H206ZM205 50V51H204ZM218 50H217V59L215 58V59H212L213 60V62H217V66H220L221 64H222V60H220L221 58H220V56H219V54H218ZM19 51V50H18ZM145 51V52H144ZM207 51V52H206ZM14 52V53H15ZM203 52V53H202ZM241 53H242V55H241ZM239 52L238 54V56H239V59H242L243 57H244V52ZM240 55L242 56L241 58H240ZM261 55L263 56L264 55V52H262L261 53ZM213 56H215V54L213 55ZM264 57V56H263ZM13 58V57H12ZM227 58V57H226ZM14 59V63L16 62V58H13ZM12 59V60H13ZM196 57H194L193 58V61L192 60H190V61H187L186 63H185V72H188V73H185V74H187V75H189V74H193V73H190V72H193L194 71V69H195V62H196ZM231 58H228V59H226V64L227 65H230L231 64V60H230ZM5 60V59H4ZM3 60V61H4ZM92 61V62H91ZM96 60L95 59H90L89 60V64L90 65H93L94 64V62H95ZM122 62H124V61H122ZM192 62V63H191ZM125 63V62H124ZM191 64V65H190ZM5 64L3 63V65H1V63H0V71L2 72H0L1 74H3V75H5L6 76V79L8 78V76H9V78H10V75H11V79H8L9 81L8 82H6L5 80L4 81H2L3 79H4V77L2 76V78H1V74H0V79H2L1 81H2V85H3V88H2V85H1V81H0V118L2 119V117L4 118V120L2 121L1 119H0V141L2 142V144L3 143H7V144H4L3 146H11V144H13V143H16V145L19 143L18 141H19V139L17 138L18 137V135L20 134V132L21 131H19L20 130V127H21V124H22V122H23V120L25 119V117H26V115H27V113H28V111L30 110V108L32 107V105H33V109H31V110H33L34 112H38V110H39V107L37 106V98H36V95H34V94H32L31 92H24V90H22L21 91V88H23L22 86L24 85V81L26 80L25 79V76L22 78V76H21V74H19V72H21L18 68V66H15L14 67V69L12 70L13 71V73L11 72V71H9L8 72V70H7V68L4 66ZM68 66V67H67ZM188 66H190V68L188 67ZM3 67H5L4 69H3ZM188 67V68H187ZM70 68V69H69ZM74 68V69H73ZM187 68V69H186ZM192 68H194V69H192ZM63 69H66V71H64V70H62V71H58V67H56V68H54L53 69V71L52 72H48V73H46L45 74V77L49 80V81H51V79H54V78H57L56 79V81L62 86V84H63V86L65 87V89H66V91H68V90H71V89H78V88H82V86H83V88H86V86H87V73H86V71H85V67H83V66H79L78 64H76V63H69L68 65H66V67H64ZM69 69V70H68ZM79 69V70H78ZM59 70H61V69H59ZM75 70V71H74ZM189 70V71H188ZM16 71H17V73L19 74V77H18V75L17 74H15L16 73ZM19 71V72H18ZM85 71V72H84ZM4 72H5V74H4ZM67 72V73H66ZM76 72V73H75ZM79 72H81V73H79ZM7 73H11V74H8L7 75ZM51 74V75H50ZM13 75H14V77H13ZM17 75V76H16ZM16 76V77H15ZM27 76V75H26ZM52 76V77H51ZM15 78V79H14ZM17 78L19 79V80H17ZM99 72H97V71H95V73H93V76L91 77V80H92V82H94L95 84H97L98 85V83H99ZM12 79H14V81H12ZM95 79V80H94ZM153 79H154V77H153V75H150L149 76V79L147 80V79H144V78H140V79H137L139 82H140V84L142 85V87L143 88H146L148 91H151L152 93L155 91V90H153V85L150 87V85L153 83L154 84V82H152L153 81ZM16 80V81H15ZM69 80V81H68ZM73 80V81H72ZM144 81V82H143ZM218 81V83H219V85H218V88H219V90H220V95H217V97H211V96H208V98H207V96H206V98H204V96H203V98H204V100L206 101H204L202 98H200V100H203V101H200V100H198L199 98H195V97H191L190 98V100H191V102L188 104V103H186L187 105H188V107H186V106H184V104L183 105H180L179 103H180V99L179 98H176V97H173V99H174V101H173V99L171 100H169V102H167L166 104H165V106L166 107H164V109H163V107H160L159 109H157V110H155V111H153V110H145V112H139V115H136L138 118L140 117V115L142 116L144 113H149V111L151 112V114L149 113V115L148 114H146V116L148 115L150 118H146V120L147 121H145V115H143V117L141 118V120L140 119H138V118H136V119H138V122H137V125H136V122L135 121H137L136 119H135V115H131V117H129L130 116V114H128V113H126L127 112V108L125 107V106H121L120 107V105H116L115 106V103H106V104H102V105H100L98 108H97V110L98 111H101V112H103V113H111V114H114L115 113V115L114 116H116V115H118L116 118H117V120H116V123L114 122V126H113V122L111 121V122H106V121H104L105 123H104V125L101 123V121H99L98 122V124H97V127H99V129L97 128V132L94 134V137H96V136H98V137H96V139L94 138H92L91 139V142L95 145V150H91L92 151V153H90L89 154V156H90V160H87V162L88 161H92V160H98L100 157H98V155L99 156H104V158L105 159H108V158H114V159H112V161H111V159H108V160H105L104 158H101L99 161H101V162H103V160H105L104 162L106 163V161H107V163L106 164H108L107 166H109V163H110V161L112 162V163H110L111 165V167L110 168H113V169H115V170H113V171H111L110 172V175H111V177L109 178V179H111L112 180V178H113V180L115 179V177L117 178V180L120 178V180H123L124 182H128L130 179L128 178L129 176L128 175H130V171H131V173H136L137 171H142L141 169H143L144 171H145V176H146V178H145V180H146V185H145V187H144V189H143V192L141 193V196L139 197V199H141V200H143L145 203H148L149 205H147V207L150 209V211L149 212H146V211H143V210H137V208H136V204H134V200H135V198L134 197H131L130 195H126L123 191H118L117 190V192H115L116 194H117V198L115 197L116 195H115V193H113V194H111V195H109V198L110 199H108V197L107 196H105L103 193H104V190H102V187L98 190V192H94V190H92V189H87V193L86 194H84L85 192H83V194H82V192L79 194L78 192H76V194H78V195H75L74 193L75 192H73V193H64V191L61 193V194H59V195H61V196H57L56 194H58V193H60V191L58 190L57 192H55V196L53 195V197H52V193H50V192H45V193H43L44 195H46L47 197H48V199H47V197L45 196V198H46V201H47V203H49V206L48 207H46V210H45V213H48V214H45V215H47V217L45 216H43L44 215V213H42L43 215L41 216V215H38L37 216V218H36V215H34V217H33V215H30V216H28L27 215V213H25L26 215V219H24V212H25V207H26V204H27V202L25 201V199H23V200H17L16 199V201H14L13 202V207H16V208H13V209H10L11 210V212L12 213H10V217L7 219V218H3V216H5V215H3V216H1L0 215V222L2 221V220H4L5 219V221L3 222V224H1L0 225V242H2V243H0V262L1 263H5V264H36V263H34V262H36V261H33L34 259H36V260H38V262H37V264H39V263H41V264H48V262L50 261L51 262V260H53L54 262H52V264H56L58 261L59 262H61V260L62 261H65L63 264H68V262L67 261H69L70 262V264L72 263V264H75L74 262V259H72V258H75V260H76V257H77V255H78V257H77V260L78 261H76V262H78V263H76V264H79L80 262H81V264H96V261H98V259L100 258V264H107L108 262H109V258H110V263L109 264H111V262H112V264H116V262L118 261V259H119V261L117 262V264H124V263H128V264H140V263H138L137 261H139V262H141V264L143 263V264H148V260H149V258L152 260V262L154 261V259H156L157 261L154 263V264H157L158 263V261H160V262H162V263H159V264H168V263H170V262H172V259L174 260V258H176L178 255H181V256H178L177 257V259H179V257H180V259L183 257V255H184V258L185 259H187V261L189 260V264H192V262H193V260L195 259L197 262L199 261L200 263L202 262V264H208V263H210L211 264V261H213L212 262V264L214 263V264H216V263H218L219 262V264H226V262H227V264H232V263H230V262H233V264L235 263V261H236V263L235 264H264V251H262V250H264V241L262 242V240H263V237H260L259 236V234H258V228H257V225H255V224H252V226H247L245 223H242V222H235L234 221V218L231 216V214H230V205H234V206H236L235 208H237L236 210L237 211H241V210H243L242 208H243V203H242V201H241V199H242V193L241 194H233V202H232V204H230L229 202L227 203V201H228V198H229V195H230V193H231V189H230V187L228 186L229 185V183H231V181L233 182L234 181V179H229V176L227 177L224 173H223V167H224V163H226L225 162V160L227 159V154H228V147H230V141H228L229 143H227V138H228V140H229V137H227L226 139H224L226 142H224L223 140V142H221V141H219L220 139H223V137L225 136H222V132H223V130L221 129V128H223L224 129V127H228V128H226V129H228V130H224V131H226V132H223V134L225 133V134H230V136H232L231 134L234 132V131H237V132H239V131H241V132H239V134H243V126L240 124V123H238L237 124V122L236 123H234L233 124V122L231 123V122H228V121H226L224 118H223V111L226 109V106H225V104L228 102V101H225V99L227 100H229V102L230 101H233V96H234V100L235 99H238L239 97H240V95H238V94H240V92L238 93V90H236V91H231L230 92V90L229 89H227V87H226V81L225 80H223V79H218L217 80ZM225 81V82H224ZM13 82V83H12ZM149 82V83H148ZM223 82V83H222ZM12 83V84H11ZM80 83V84H79ZM222 83V84H221ZM4 84H5V86H4ZM8 85V86H7ZM137 86H138V84H137ZM137 86H133V91L135 92L136 91V89L135 88H137ZM140 86V85H139ZM138 86V87H139ZM14 87H16V88H14ZM141 87V88H142ZM226 89H225V88ZM10 89V90H9ZM225 91H224V90ZM16 90H18V91H16ZM16 91V92H15ZM20 94H19V93ZM23 92V93H22ZM17 93V94H16ZM29 93V94H28ZM232 94V97H231V94ZM19 94V95H18ZM23 94V95H22ZM227 94H229L228 96H226ZM12 95V96H11ZM17 96V98H16V96ZM31 95L33 96V99H30V97H31ZM28 96V97H27ZM19 97H20V99H21V97H23L21 100H23V101H21V100H19ZM36 99H35V98ZM223 97V98H222ZM225 97H227V98H225ZM231 97V98H230ZM14 98V99H13ZM175 98H176V100H175ZM211 98H213L214 100H213V102L211 101ZM219 100H217V99ZM6 99V100H5ZM7 99H8V101H7ZM30 99V100H29ZM224 99V100H223ZM232 99V100H231ZM17 100V101H16ZM19 100V101H18ZM26 100H29V101H26ZM36 100V101H35ZM180 100V101H179ZM217 100V101H216ZM221 100V101H220ZM15 101H16V103H15ZM33 101V102H32ZM177 101L179 102V103H177ZM196 103H195V102ZM199 101V102H198ZM223 101V102H222ZM3 102V103H2ZM26 102H29L31 105H29V103H27V105H29L28 107L25 105L26 104ZM85 102L86 103H88L87 102V100L85 101V100H82L81 101V103H79L78 105L76 104V106H75V108H76V111L75 112H71V110H64V111H62V112H59V111H49L48 112V115L50 116V118L52 119V121L53 122H55V121H57V119L56 118H58V115H63L64 113V115H67V117H69V115H70V117H71V114L73 115V114H75V115H77V116H82V114H84V113H86V109L87 108H83L84 106L86 107V105L87 104H85ZM129 102L131 103H129L128 105H126L127 107H131L133 104H135V102L131 99H129ZM198 102V103H197ZM213 103V105H212V103ZM216 102V103H215ZM10 103V104H9ZM20 103H22V104H24V106L22 105V104H20ZM177 103V104H176ZM208 103V104H207ZM211 103V104H210ZM174 104H176V105H174ZM179 104V105H178ZM198 104V105H197ZM201 104V105H200ZM205 104V105H204ZM8 105V106H7ZM21 105L23 106V107H21ZM34 105H36V107L34 106ZM82 105V106H81ZM171 107H169V106ZM209 105V106H208ZM15 108H14V107ZM178 106H179V108H180V106H181V108L179 109L178 108ZM184 106V107H183ZM219 106V107H218ZM16 107H18V108H20V110H17L16 109ZM103 109H102V108ZM115 107V108H114ZM213 107V108H212ZM14 108V110H12V111H10L11 109H13ZM38 108V109H37ZM100 108V109H99ZM168 109L169 110V113H164L163 114V111L165 110V109ZM178 108V109H177ZM185 108V109H184ZM201 110H200V109ZM15 109H16V111L17 112H19L20 113V116L19 115H17V112L15 111ZM35 109H37V110H35ZM82 109V110H81ZM84 109H85V111H84ZM115 109V110H114ZM124 109V110H123ZM128 109H130V108H128ZM182 109V110H181ZM103 110V111H102ZM113 110V111H112ZM121 110V111H120ZM176 110H177V112H176ZM181 110V111H180ZM15 111V113L16 114H14L13 112ZM68 111V112H67ZM184 111H188V113H190V117L185 121V122H178V123H174V127L172 128V130H173V132H174V137H172V142L171 143H169V141H168V139L166 138L167 137V134L166 133H162V128L161 127H159V128H157L158 130H155L154 129V131H149L148 133H146L147 131H146V127H147V123L148 122H150V121H155L154 119H156V117H159V119L161 120V122H163V123H165V122H167L169 119H168V116H169V118H171L172 116H177V115H179V113H181V112H184ZM10 112V114L8 115L7 113H9ZM54 112V113H53ZM70 112V113H69ZM18 113V114H19ZM51 113V114H50ZM59 113V114H58ZM92 113V112H91ZM4 114H5V116L6 117H4ZM7 114V115H6ZM11 114H13V115H11ZM95 114V112H93L92 113V115H94ZM123 114V115H122ZM160 114H161V116H160ZM3 115V116H2ZM22 115V116H21ZM125 115H127V116H125ZM157 115V116H156ZM159 115V116H158ZM213 115H216V117H213L212 118V116ZM2 116V117H1ZM9 116H12V118H10L11 120H9ZM133 116V117H132ZM156 116V117H155ZM19 117H20V119H19ZM24 117V118H23ZM205 117V118H204ZM8 118V119H7ZM125 118V119H124ZM133 119H135V121L133 120ZM219 119V120H218ZM6 120V121H5ZM7 120H9V121H7ZM14 120V121H13ZM118 120H120V121H118ZM128 120H130V122L128 121ZM131 120H133L134 121V123H131V122H133V121H131ZM229 120V119H228ZM2 121V122H1ZM141 121V122H140ZM206 121H207V123H206ZM3 122H5V123H3ZM123 122V123H122ZM126 122H127V124H126ZM219 122V126L217 125V123ZM120 123V124H119ZM121 123L123 124V129H122V131H121V135H122V137L124 138V141H136V140H138L137 138L138 137H141V136H144L145 138L147 137V138H149L150 139V142L149 143H151V144H149V145H151V146H155V145H157L158 144V142L161 144V145H166L167 144V147H165V149H164V151L163 150H158V149H155L154 151H156V152H152V150L154 149V147H152L150 150H151V152H150V150L149 151H145L146 149H148V146H145L144 145V147H147V148H144V147H142V148H136L135 149V151H134V149H133V152L134 153H131L132 151H128V147H127V145L125 146V144L124 145H121L120 143H118L117 141H115V140H113L114 138H113V134L111 133V131H109V129H110V127L112 126V128L114 127L115 128V126H117V130H120V129H118V128H120V126H121ZM134 124V125H131V124ZM142 124L141 126H140V124ZM186 123V124H185ZM189 123V124H188ZM192 123H195V126H194V124H192ZM15 124V125H14ZM88 124L89 123H86L85 124V126H86V129H87V126H88ZM105 124H106V132L104 131V126H105ZM109 124H112V125H109ZM117 124V125H116ZM200 124V125H199ZM214 124H215V126H214ZM240 124V125H239ZM8 125V126H7ZM79 126V127H77V126ZM101 126V128H103V131H100V130H102L101 128H100V126ZM107 125H108V127H107ZM119 125V126H118ZM185 125H186V127H185ZM218 127H217V126ZM223 125V126H222ZM13 126H15V127H13ZM74 126V127H73ZM90 126V127H89ZM88 127L89 128H91L92 127V124H90ZM125 126H127V128H129V126L131 127V129L129 128L128 130L130 131V133L132 134L131 136H129L130 134H128L129 132H125V131H123L124 130V128H126ZM137 126V127H136ZM188 126V127H187ZM199 126L201 127V129L200 130H198L197 131V128H199ZM71 129H70V128ZM135 128V129H133V128ZM138 127H140V129L142 130H140ZM178 127V128H177ZM184 127V128H183ZM194 128V130H193V128ZM195 127H196V130H195ZM205 127V128H204ZM230 127V128H229ZM231 127H233V128H231ZM236 127V129H234ZM237 127H239V128H237ZM241 127H242V130H241ZM57 129H58V127H56ZM80 128H82L81 127V125H79V124H72V123H69V124H65L63 127H62V132H64L62 135H60L59 137L58 136H56L57 135V133H59L58 132V130H60V128L57 130V133H54L55 132V130H51V129H49L48 127H45L44 128V130H46V131H43V133H44V135H45V138H46V143H47V140L49 141V140H51V139H53V138H55L56 139V137H57V139H63L62 137H64L66 134L69 136L70 134H71V136H69V137H71L72 138V140H74V141H76V137H77V132H79V129ZM88 128V129H89ZM136 128H137V130H136ZM182 128V129H181ZM186 128V129H185ZM189 128V129H188ZM76 129V130H75ZM87 129V130H88ZM133 129V131H131ZM203 129H206L205 131H210V133H212V136L214 135V137L216 138V139H214V137H213V139H214V142H215V144L217 145V151L219 150V152L220 151H224L223 152V156L222 155H220V154H218L217 155V159H218V161H219V163H218V165H220V164H223V166L221 165V167L220 166H217V170H215V171H213V170H211L210 171V175H209V177H208V179H207V182H211V181H214V180H216L217 181V185L220 187H217V189H216V191L214 192V193H212L211 195H214V196H216V197H214L213 199H211L212 197H211V195L209 196V195H204V194H202L201 192L200 193H192V192H189V191H187L186 189H184V188H180L179 189V191L177 192V191H172V190H168V189H166V188H163L162 186H160V185H158L156 182L154 183V181L155 180H153L154 179V177H153V175L151 174V173H149V172H151V171H149L148 170V167H150L151 165H153V163L156 165L155 166V168H153V170L154 169H156L157 168V162H158V159H159V155L161 154L160 152L161 151H163L164 152V157H165V161H166V164L168 165L167 167L168 168H173V170L174 169H178V168H176V165L178 164L177 162H176V159L178 158V154H179V157L181 158V153L179 152V148H178V145H176V141L180 138V139H184L183 137H182V135H183V131H184V134H185V138L186 139H188V141H186V140H183L184 141V143H186L187 142V144H185L186 146L188 145V147H190V148H187L188 149V151L190 150V153L192 154V155H194L195 154V152H193V150L195 151V147L193 146L194 145V142H196V141H199V139H200V136H199V134H200V132H201V130H203ZM219 129V130H218ZM220 129L222 130V131H220ZM48 130H50V133L48 132ZM61 130H60V132H61ZM64 130V131H63ZM69 130H72V132L73 133H71V131H69ZM90 130V129H89ZM137 132H136V131ZM188 130L191 132V133H188ZM11 131V132H10ZM19 131V132H18ZM53 131V132H52ZM66 131H69V132H66ZM75 131H77V132H75ZM145 131V132H144ZM180 131V132H179ZM215 131V132H214ZM16 134H15V133ZM103 132V133H102ZM110 132V133H109ZM122 132H124V135H123V133ZM159 132V133H158ZM177 133V135H176V133ZM186 132V133H185ZM192 132H194L193 134H194V136H196V138H194V136H193V134H192ZM195 132H196V134H195ZM220 133L221 134V136H219L217 133ZM230 132V133H229ZM232 132V133H231ZM54 135H53V134ZM66 133V134H65ZM69 133V134H68ZM91 133V132H90ZM98 133H99V135H98ZM142 133V134H141ZM188 133V134H187ZM199 133V134H198ZM235 133V132H234ZM9 134V135H8ZM14 134H15V141L13 140V136H14ZM47 134H50V136H51V134H52V136H51V139L49 138V136H47ZM59 134H61V133H59ZM104 134H105V137H104ZM127 134H128V136H127ZM166 134V135H165ZM186 134H187V136H186ZM198 134V135H197ZM66 135V136H67ZM75 135V136H74ZM107 135V136H106ZM147 135V136H146ZM159 135H160V137L162 138V140H159V139H161V138H159ZM177 137H179V135H181V137H179V138H177V140H176V136ZM4 136V137H3ZM54 136H56V137H54ZM92 136V135H91ZM101 136H103V137H101ZM133 136V137H132ZM218 136H219V138H218ZM8 137V138H7ZM48 137V138H47ZM74 137V138H73ZM99 137H101V138H99ZM112 137V138H111ZM128 137H132V138H128ZM155 137H157V138H155ZM192 137V138H191ZM198 137H199V139H198ZM155 138V139H154ZM159 138V139H158ZM218 138V139H217ZM18 139V141H16ZM89 139H90V137H89ZM163 139H164V141H163ZM195 139V140H194ZM13 142H12V141ZM96 140V141H95ZM97 140H98V142H97ZM100 140V141H99ZM152 140L154 141V142H152ZM174 140H175V145H174ZM183 141H182V145L184 144L183 143ZM186 141V142H185ZM189 141H191V142H189ZM260 141V143H258ZM263 141H264V139H259V138H257L256 139V145L258 146V149L261 151H263L264 149H263V146H264V143H263ZM107 142V143H106ZM109 142V143H108ZM116 143V145H115V147L113 146L115 143ZM9 143V144H8ZM45 143V144H46ZM173 143V144H172ZM190 143V144H189ZM224 143V144H223ZM263 143V144H262ZM226 144V145H225ZM262 144V145H261ZM97 145V146H96ZM159 145V144H158ZM158 145L155 147V148H157L158 147ZM220 145V146H219ZM15 146V144H13V147ZM120 146V147H119ZM175 146H177V148L175 147ZM226 146V147H225ZM13 147L11 146V148L13 149ZM16 147V148H15ZM14 147V149H17L18 147H19V144L17 145V146H15ZM123 147L125 148V150H123ZM171 147V148H170ZM176 148V149H174V148ZM181 147H183V146H181ZM102 148V149H101ZM114 148V149H113ZM120 148V149H119ZM170 148V149H169ZM192 148H194V149H192ZM225 148H227V149H225ZM261 148V149H260ZM11 149V150H12ZM100 150V152H99V150ZM107 149V150H106ZM109 149V150H108ZM113 149V150H112ZM143 149V150H142ZM185 149H186V147H185ZM78 150H81V149H79L78 147H76V149H75V151H73V152H71L72 154L74 153H76L75 155H76V157H79V155H80V153L82 154V152L81 151H79L78 152ZM104 150V151H103ZM123 151V153H124V155H122L123 153H122V151ZM138 150L140 151V152H138ZM144 151V152H142V151ZM167 150H170V151H167ZM173 150H175L176 151V153H174L175 151H173ZM111 151V152H110ZM112 151H113V153H112ZM119 151V152H118ZM125 151V152H124ZM172 151H173V153H172ZM120 152L122 153L120 156L122 157L121 159H122V161H120L121 159L119 158L120 156H118V154H120ZM136 152H138L140 155H142V154H144V153H146L145 155H142V163H141V161H140V155H138ZM178 152V153H177ZM104 153V154H103ZM136 153V154H135ZM149 153V154H148ZM160 153V154H159ZM168 153V154H167ZM169 153H170V155H169ZM102 154V155H101ZM109 154H111V156H108ZM116 154V155H115ZM151 154H153L152 155V157H151ZM159 154V155H158ZM175 154H177V157H176V159L175 160H173V158L172 157H174V155ZM107 156V158H106V156ZM138 155V156H137ZM147 155V156H146ZM169 155V156H168ZM172 155V156H171ZM87 156H88V154H87ZM115 156H116V158H115ZM124 156V157H123ZM132 156H134V157H138L137 159L136 158H132ZM144 156H145V158H144ZM155 156V157H154ZM224 156H226V158L224 157ZM3 156H1L0 157V168H2V170L4 171V172H6V171H9L8 170V165H7V161H6V159L7 158H2ZM75 157V158H76ZM97 157H98V159H97ZM119 159H118V158ZM171 157V158H170ZM2 158V159H1ZM87 158H89V157H87ZM153 158H155V159H153ZM157 158V159H156ZM180 158H178V159H180ZM92 159V160H91ZM116 159H118L117 161H116V163H114L115 162V160ZM133 159L135 160V163L133 162ZM139 159V160H138ZM146 159V160H145ZM151 159H152V161H151ZM166 159H170L169 161L168 160H166ZM171 159L174 161V163H172V161H171ZM177 159V160H178ZM222 159V160H221ZM225 159V160H224ZM130 160L132 161V162H130ZM154 160V161H153ZM61 161L62 160H60L59 161V163H61ZM76 161V160H75ZM120 161V162H119ZM126 161H127V164H124V163H126ZM136 161H139L140 163H141V167H144V168H141V169H137V164H139V166H140V163L139 162H137V164H136ZM151 161V162H150ZM224 161V163H221V162H223ZM2 162V163H1ZM54 162V161H53ZM58 161H55V163H57ZM77 162V164H79V165H76V163L75 164H73L74 162H72L70 165L73 167V173H75V174H77V172L76 171H78L79 169H78V167L80 168V172H81V174L83 173V172H86V170L87 169H85V168H88L87 167V162H85L84 164H83V162H80V160H78V161H76ZM104 162H103V164H104ZM123 162V163H122ZM177 164H176V163ZM83 165H82V164ZM114 163V165H113V167H112V164ZM120 163V164H119ZM129 163V164H128ZM133 163V165L134 164H136V165H134L135 166V168H134V166L132 167V164ZM151 165H150V164ZM172 163V164H171ZM53 164L54 163H52V167H54L53 166ZM62 164V163H61ZM118 166H117V165ZM146 164V165H145ZM148 164L150 165V166H148ZM175 164V165H174ZM55 165V168L57 169V166L58 165H60V164H58L57 166H56V164H54ZM66 167L67 166V168L68 167H71V166H69V164H62V165H60L61 167H64V166ZM76 165V166H75ZM86 165V166H85ZM120 165H122L121 167H120ZM59 166V167H60ZM128 167V168H126V167ZM154 166V165H153ZM174 166V167H173ZM71 167V168H72ZM76 167V171L74 172V168ZM85 167V168H84ZM119 167H120V169H119ZM124 167H125V169H126V171L124 170ZM130 167L131 168H133V169H130ZM84 168V169H83ZM123 168V169H122ZM145 168H146V170H145ZM116 169H118V170H116ZM249 169V171L248 172H244L243 173V175H241L240 174V176H239V179L240 180H242L243 182H246L247 181V178H248V175L250 174V173H252V171H253V169H251V168H248ZM251 169V170H250ZM58 170V169H57ZM61 170H62V168H61ZM83 170V171H82ZM111 170V169H110ZM119 170H120V172L121 173H123L124 171H125V175L127 174L126 172H128V174H127V177L124 175V173L123 174H120L119 173ZM133 170H136V171H133ZM147 170H148V172H147ZM221 170V171H220ZM217 171V172H216ZM112 172L114 173V174H112ZM115 172H116V174H115ZM213 172V173H212ZM79 173V172H78ZM149 173V174H148ZM80 173H79V175H81ZM84 174H87V175H89L90 176V173L89 172H87V173H84ZM119 176H118V175ZM133 174H131L132 176H133ZM214 174V175H213ZM83 175V174H82ZM117 175V176H116ZM148 175V176H147ZM211 175H213L212 177H211ZM216 175L217 176H219V177H217L216 178ZM225 177H224V176ZM121 176H123V177H121ZM132 176H130V178L132 177ZM152 176V177H151ZM223 177V178H220V177ZM242 176V178H240ZM245 176V177H244ZM119 177V178H118ZM125 177V178H124ZM150 179V180H152L151 182H152V184H151V182H150V180H148V178ZM226 177L228 178V179H226ZM232 177V176H231ZM244 177V178H243ZM122 178V179H121ZM127 178L129 179V180H127ZM233 178V177H232ZM238 178V177H237ZM126 179V180H125ZM246 180V181H244V180ZM35 181V180H34ZM223 181H225V182H223ZM35 182H37V181H35ZM35 182H34V184H35ZM150 182V183H149ZM211 183H213V182H211ZM19 185H21V183L19 184ZM24 185H21V187H23ZM36 186V187H35ZM35 190H37V191H39L40 189V187L39 186H37V184H35ZM147 186H149L148 188H147ZM39 187V188H38ZM25 187H23V189H24ZM225 188V189H224ZM151 189V190H150ZM183 189V190H182ZM101 190H102V192H101ZM154 190V191H153ZM89 191V192H88ZM99 191H100V193H99ZM219 191V192H218ZM224 191H225V195H224ZM42 192V191H41ZM158 192V193H157ZM160 192V193H159ZM169 192H171V195H170V193ZM172 192H174V193H172ZM189 194H188V193ZM223 192V193H222ZM39 193V192H38ZM51 195H50V194ZM180 193V194H179ZM63 194V195H62ZM68 194V195H67ZM88 194V195H87ZM193 194H195V196L193 195ZM202 194V195H201ZM227 194H228V196H227ZM34 195V197H35V194H33ZM65 195V196H64ZM121 195V196H120ZM147 195H148V197H147ZM157 195V196H156ZM181 195V196H180ZM198 195L200 196V197H198ZM223 196V198H222V196ZM240 195V196H239ZM63 196V197H62ZM71 197L73 200H71L72 201V203L70 202V199L71 198H69V197ZM75 196H76V198H75ZM161 196H162V198H161ZM165 196H167V197H165ZM226 196V197H225ZM235 196H236V198H235ZM26 197H28V196H26ZM33 197V198H34ZM55 197V198H54ZM65 197V198H64ZM84 197H86V201H85V198ZM88 197H89V199H88ZM105 197H107V198H105ZM116 199H115V198ZM119 197V198H118ZM159 197V198H158ZM195 197V198H194ZM209 197H211V198H209ZM219 197H221V198H219ZM29 198V197H28ZM52 198V199H51ZM58 198V199H57ZM60 198V199H59ZM146 198H148L149 200L147 201V199ZM165 198V199H164ZM217 198V199H216ZM50 199H51V201L52 200H54L53 202H51L50 201ZM56 199V200H55ZM66 199V200H65ZM67 199H69V200H67ZM80 199V200H79ZM82 199V200H81ZM106 199V200H105ZM107 199L108 200H110V202L108 201V204L106 205L105 204V201H107ZM112 199V200H111ZM115 199V200H114ZM145 199H146V201H145ZM208 199H209V201H208ZM218 199H220L219 201H218ZM234 199H236L237 200V202H234V201H236V200H234ZM48 200L50 201V202H48ZM114 200V201H113ZM161 200H164V201H161ZM211 200V201H210ZM61 201V202H60ZM93 201H95V202H93ZM120 201V202H119ZM155 201V202H154ZM178 202V204H177V202ZM206 201L208 202V203H206ZM15 202H17L16 203V205H18V206H16L15 205ZM24 202V203H23ZM66 202V203H65ZM74 202H75V205H77V203L76 202H80L79 204H81L80 206L78 205V206H76L75 207V205H74ZM85 202H88V208H87V206L85 207L84 206V204H85ZM101 202V203H100ZM117 204H116V203ZM119 202V203H118ZM159 202H160V204H159ZM166 202V203H165ZM167 202H169V204L167 203ZM174 202V203H173ZM215 202L217 203L218 202V204H215ZM242 203V205H241V203ZM50 203H52V204H50ZM60 203H64V204H66V205H64V204H62V207H61V204ZM71 203V204H70ZM91 203V204H90ZM199 203V204H198ZM200 203H201V205H200ZM220 203V204H219ZM233 203H236V204H233ZM22 204V205H21ZM54 204L56 205V206H54ZM73 204V206H71L70 207V205H72ZM87 204V203H86ZM104 205V206H102V205ZM120 204V205H119ZM165 205L164 207H163V205ZM176 204V205H175ZM240 204V205H239ZM45 205V206H46ZM53 205V207L52 208H54V209H52V208H50L51 206ZM111 205V208L112 209H110V206ZM114 205V207L116 206V208H114V207H112ZM124 205V206H123ZM157 205V206H156ZM169 205H171L170 207H169ZM174 205V206H173ZM199 205V206H198ZM228 205H229V207H228ZM12 206V205H11ZM44 206V207H45ZM108 206V207H107ZM123 207V209L121 210V208ZM205 206V207H204ZM214 206H217L219 209H220V212H219V214H218V212L217 213H215V212H213V211H211V209H212V207H214ZM220 206V207H219ZM17 207H18V209H17ZM24 207V208H23ZM55 207H57V208H55ZM60 207V208H59ZM69 207V208H68ZM81 209H79V208ZM84 208V209H82V208ZM91 207V208H90ZM93 207V208H92ZM98 207V208H97ZM102 207L104 208V209H102ZM109 209V211L112 213H114V214H111L110 215V212L108 211V209ZM118 207V208H117ZM124 207H125V209H124ZM133 207H134V212H133ZM240 207V208H239ZM242 207V208H241ZM12 208V207H11ZM23 208V209H22ZM68 209V211H70V212H72L73 213V215L70 213V212H66L67 210H65V211H63L64 209ZM78 208V209H77ZM107 210H106V209ZM120 208V209H119ZM127 208V209H126ZM198 208V209H197ZM206 208V210L208 211L207 213H209L210 215H208V216H211V220H210V223L209 222H207V221H204L205 223H201L200 221H202L201 219V217H200V215H199V211H201L202 209H205ZM228 210H227V209ZM16 209V210H15ZM22 209V210H21ZM45 209V208H44ZM59 209V210H58ZM63 209V210H62ZM71 209H73L74 211H71ZM89 209H91V210H93L92 211V213H91V211H89ZM129 209V210H128ZM164 209V210H163ZM177 209V210H176ZM185 209V210H184ZM193 209V210H192ZM21 210V211H20ZM48 210H49V212H48ZM50 210H52V211H50ZM53 210H54V216H53V218H52V222L51 221H49V216H50V213L51 212H53ZM62 210V211H61ZM79 210L81 211V212H79ZM83 210V211H82ZM103 210V211H102ZM113 210V211H112ZM119 210V211H118ZM127 212V210H128V212H127V214H126V212ZM176 210V211H175ZM226 211V213H225V211ZM13 211H16L17 213H18V211H19V213H18V215H17V213H15L14 214V212ZM22 211H24L22 214L20 213V212H22ZM47 211V212H46ZM84 211H86V212H84ZM87 211H89V212H87ZM99 211V213H97ZM105 211V212H104ZM109 212V215L111 216H109V215H107V213ZM122 211H123V213H122ZM132 213H130V212ZM184 211V212H183ZM211 211V212H210ZM59 212V213H58ZM60 212H61V214L63 215V214H65L66 215V218L64 219V218H61V217H63L61 214H60ZM63 212V213H62ZM75 212V213H74ZM77 212H78V214L79 213H82V214H80L82 217H80V219H82L83 218V220H80L79 219V215H77ZM96 212V213H95ZM124 212H125V215H123L124 214ZM136 212V213H135ZM170 212H171V215H169L170 214ZM194 212H195V214H194ZM67 213H69V215H71V216H73V217H71V216H69ZM87 214V215H85V214ZM99 214L98 215V219L101 217V215H106V216H103V217H101V218H106V220L104 221V220H101L100 219V221L102 222H100V223H97V222H99V220L96 218L97 216L95 215V214ZM102 213V214H101ZM146 214V216H144L143 217V215H145ZM163 213V214H162ZM179 213H180V215H179ZM13 214L15 215V216H17V217H15L16 218V220L15 221H13L14 219L12 218V217H14L13 216ZM52 214V213H51ZM55 214L56 215H59V216H55ZM90 214H92L93 215V217L94 216H96L95 218V222H94V224L97 226H95L94 224H93V222L91 221V220H88V219H90V217L92 218V216L90 215ZM121 214L123 215V216H125V218L127 219V220H125V218H123V217H121ZM128 214H129V216H128ZM130 214H131V216H130ZM133 214H135V215H133ZM142 214V215H141ZM162 216H161V215ZM184 214V215H183ZM239 213H237V215H238ZM53 215V214H52ZM78 217H77V216ZM166 215V216H165ZM174 215V216H173ZM193 215H194V217H193ZM217 217H216V216ZM32 216V217H31ZM43 217V219H40L41 217ZM69 216V217H68ZM89 216V218L87 219L86 217H88ZM137 216V217H136ZM149 218H148V217ZM169 216H170V219H168L169 218ZM175 216L177 217V216H179V217H177V218H175ZM227 216V217H226ZM230 216V217H229ZM239 216V215H238ZM3 219H2V218ZM28 217V218H27ZM68 217V218H67ZM76 219H75V218ZM110 217V218H109ZM113 217V218H112ZM116 217H117V219H116ZM168 217V218H167ZM183 217V218H182ZM191 217H193V219L191 218ZM215 217V218H214ZM221 217H222V219H221ZM20 218V219H19ZM32 219V220H29V219ZM33 218H35V219H33ZM57 218V219H56ZM72 218H74L73 219V221H76V223L75 222H71V219ZM115 218V219H114ZM131 218V219H130ZM141 218V219H140ZM156 218V219H155ZM163 220H162V219ZM172 218V219H171ZM180 218V219H179ZM226 218V219H225ZM13 219V220H12ZM46 219L49 221V223H48V221H46ZM63 219V222H65V221H67V222H71V223H73V224H69V223H67V222H65L64 223V225L62 224L63 222L61 221ZM68 219H69V221H68ZM85 219H86V221H85ZM119 219V220H118ZM126 221H124V220ZM144 219V220H143ZM146 219V220H145ZM168 220V224H167V226H169L171 223L173 224V225H175L174 223H177V225L175 226V228L177 227V229H173L172 228V230L175 232V233H172L173 231L171 230V226H170V228L169 227H167V226H165V223H166V221ZM220 220V222L218 221V220ZM229 221H228V220ZM19 220V222H16V221H18ZM27 220H28V222H27ZM37 221V222H32V221ZM58 220V221H57ZM60 220V221H59ZM110 220V221H109ZM116 220V221H115ZM118 220V221H117ZM128 220H129V223H130V225H128V226H131L132 227V229L131 230H133V228L135 229V226H137V228L138 229H136L134 232L133 231H131V230H129V228L130 227H128L127 225H126V223H128ZM133 220H134V222L136 223H133ZM141 220V221H140ZM153 220V221H152ZM165 220V221H164ZM197 220V221H196ZM12 221H13V223H12ZM39 221H41V222H39ZM42 221H43V223H42ZM80 221H81V223H80ZM83 221H85L86 222V225L87 224H89V225H87V227H86V229H88V231H85V223L83 222ZM115 221V222H114ZM119 221L120 222H122V221H124L123 223H124V225H123V228H121L120 226H122V224L120 223L119 224ZM164 221V222H163ZM171 221H176V222H171ZM196 221V222H195ZM199 221V223L198 224H202V227H198L197 225L198 224H196L197 222ZM221 221H224V222H221ZM8 222V223H7ZM46 222V223H45ZM52 224H51V223ZM59 222H61V224L59 225L58 223ZM79 222V223H78ZM88 222H90V223H88ZM104 222V223H103ZM107 222H110V224H111V226H113L112 228H110V224H108ZM138 222V223H137ZM142 222V223H141ZM143 222H144V224H143ZM151 222V223H150ZM153 222V223H152ZM158 222V223H157ZM161 222H162V224H161ZM171 222V223H170ZM182 222H184V223H182ZM187 222V223H186ZM194 222H195V224H194ZM207 222V223H206ZM2 223V222H1ZM12 223V224H11ZM15 223V224H14ZM18 223H19V225H18ZM23 223V224H22ZM32 223H34V224H32ZM43 224V226L45 225V227H43L42 226V224ZM48 223V224H47ZM55 225H54V224ZM68 224V227H67V224ZM83 223H84V226H83V230L81 229L80 230V228L82 227L81 225H83ZM97 223V224H96ZM112 223H114V224H112ZM117 223V224H116ZM128 223V224H129ZM133 223V224H132ZM146 223V224H145ZM182 223V224H181ZM186 223V224H185ZM194 224V226H192L193 224ZM228 223V224H227ZM7 224V225H6ZM26 224V225H25ZM29 224H32V225H29ZM39 224H41V226L42 227H39V228H41L42 230H40L37 226H40ZM53 225L52 227H51V225ZM58 225V227H56V229H54V227L55 226H57ZM79 224V225H78ZM96 227H94L93 225ZM108 224V225H107ZM142 224H143V226H146V231H144L145 229L142 227ZM152 224V225H151ZM189 224V225H188ZM204 224H206L205 226H203ZM231 224V225H230ZM9 225H12V226H9ZM34 225V226H33ZM37 225V226H36ZM50 225V226H49ZM63 225V227H59V226H62ZM71 225H72V229H70L71 228ZM76 225V226H75ZM102 225V226H101ZM103 225H104V227H106V228H108L107 230H106V228H104L103 229ZM106 225V226H105ZM116 225H119V226H117L116 228L118 229V230H114L115 232H117V231H119V232H117V234H115V233H113V228H114V226H116ZM135 225V226H134ZM140 225H141V227H140ZM148 225H151V226H148ZM156 225V226H155ZM161 225H162V227L163 228H165L164 229V232H167L168 234L166 235V233L165 234H163L164 232H163V228L161 227ZM164 225V226H163ZM172 225V226H173ZM185 225V226H184ZM237 225V226H236ZM245 227H244V226ZM254 225V226H253ZM6 226V228L4 229V227ZM18 226H20V228L18 227ZM27 226H30V229H32L33 230V228H34V230L32 231L33 233H34V235H33V233H31L29 230V227L28 228H26ZM79 226V230H77L78 227ZM81 226V227H80ZM125 226V227H124ZM127 226V227H126ZM179 226V227H178ZM187 226H188V228H187ZM197 226V227H196ZM200 226V225H199ZM218 226V227H217ZM13 227H15V228H13ZM18 227V228H17ZM25 227V228H24ZM37 229H36V228ZM70 227V228H69ZM94 227V228H93ZM98 227H99V230H98ZM118 227H120V228H118ZM155 227V228H154ZM186 227V228H185ZM212 227V228H211ZM224 227H225V229H224ZM227 227L229 228L230 227V230H228V231H230V232H228L227 231ZM232 227H234V230H232L233 232L235 231L236 233H233L232 231H231V229H233ZM236 227H237V229H236ZM260 227V226H259ZM17 228V229H16ZM22 228V229H21ZM23 228L25 229L24 231H23ZM43 228H45V229H43ZM48 228H52L53 229V232L52 231H50V229H48ZM58 228H62V229H58ZM75 228V229H74ZM110 228V229H109ZM116 228H114V229H116ZM126 229V231H127V229H128V232H126L125 231V229ZM141 228V229H140ZM159 228V229H158ZM168 228H169V231H167L168 230ZM181 228V229H180ZM197 228V229H196ZM254 228H256L254 231L252 230V229H254ZM51 229V230H52ZM69 231H68V230ZM95 230V231H93V232H91V230ZM96 229L98 230V231H96ZM102 231H101V230ZM112 229V230H111ZM150 231H149V230ZM179 229V232L177 231ZM194 229L195 230H198V231H195L194 232ZM224 229V233H223V230ZM247 229V230H246ZM18 230V231H17ZM27 230V232H25ZM37 230V231H36ZM48 230V231H47ZM56 230H57V232H56ZM75 230H77V231H75ZM90 230V231H89ZM108 230H110L111 231V233H109V232H107ZM141 230H143V231H141ZM159 232H158V231ZM160 230H161V232H160ZM166 230V231H165ZM171 230V231H170ZM193 230V231H192ZM204 231V233H205V235H203L204 233H203V231ZM209 230V231H208ZM218 230V231H217ZM220 230H221V232H220ZM13 231V232H12ZM22 231H23V235H22ZM34 231H36V233L34 232ZM42 231V232H41ZM45 231H47V232H45ZM63 231V232H62ZM67 231V232H66ZM71 231V232H70ZM73 231H75V234L76 233H78V235H79V232L81 233L82 232V235H79L81 238H83V240L82 241H80L79 242V239H80V237L76 234H74V232ZM106 232L107 234H109V235H104V234H106V233H104V232ZM122 231H124V233L122 232ZM130 231V232H129ZM139 233L140 231V233L142 234V235H140V233H139V235L137 234L136 236H144L145 237V234H147V233H145V232H149V236H147V237H145L146 238V241H145V239H143V237L141 238V240L139 241L138 239H139V237H137V239H135V236L134 237H132L133 235H135L134 233H137V232ZM151 231H152V233L153 234H151ZM156 231V232H155ZM182 233H181V232ZM191 231V232H190ZM202 231V232H201ZM212 231V232H211ZM250 231V232H249ZM10 232H12L11 234H9ZM15 232H17V234L15 233ZM25 232V233H24ZM43 232H45V233H43ZM52 232V233H51ZM68 232H70L71 234H70V239L71 240H69L68 241V243L69 244H71V247H66L65 245H67L66 244V241L69 239H67V237H68V235H69V233ZM85 232H87V233H85V234H87L88 235V233L89 234H94V235H92V237H90L89 235V237L90 238H88V239H90L89 241H88V239H87V235H86V237H85V234L84 233ZM98 232H99V234L101 233V235H99L98 234ZM133 232V233H132ZM143 232H144V235H143ZM158 232V233H157ZM171 232V233H170ZM197 232H200V233H198L197 234ZM213 232H214V235H212L213 234ZM247 232V233H246ZM5 233V234H4ZM14 233V234H13ZM20 233V234H19ZM30 233V234H29ZM39 235H38V234ZM55 233H57V234H55ZM119 233V234H118ZM120 233H121V235H126V233H127V235H126V237L124 236L123 238H125V239H121L122 237H121V235H120ZM123 233V234H122ZM132 233V235H131V237H130V234ZM172 234V235H174V236H170V234ZM218 233V234H217ZM238 233H243V236H244V234H245V236H244V239H243V236H239V238H238V236L237 237H234V236H236ZM13 234V235H12ZM27 234H29L28 235V237H26L27 236ZM40 234H42V235H40ZM62 234V235H61ZM111 234H114V235H111ZM157 234L160 236V237H156L157 236ZM163 234V235H162ZM188 236H187V235ZM192 234V235H191ZM195 234H197V237H198V239L196 238V235ZM199 234H200V236H205V237H203V239L199 236ZM202 234V235H201ZM232 234V235H231ZM248 236H247V235ZM10 235H12V236H10ZM16 235V236H15ZM25 235V236H24ZM38 235V236H37ZM43 235H46V236H43ZM51 237H50V236ZM56 235V236H55ZM73 235H74V237H73ZM96 235V237L94 238V236ZM119 235L121 238V240L120 239H118V237L117 236ZM154 236V239H153V236ZM164 235H166L167 236V239H163V237L161 238V236H164ZM169 235V236H168ZM179 235V236H178ZM181 235V236H180ZM185 235V236H184ZM194 235V236H193ZM218 235V236H217ZM241 235V234H240ZM257 235V236H256ZM8 236V237H7ZM19 236H20V238H21V236H23V238H19ZM32 236V237H31ZM52 236H53V238L54 239H56V240H54L53 238H52ZM58 236V237H57ZM71 236H72V238H71ZM82 236H84V237H82ZM100 237V239L102 238V240H101V243H102V246H103V248L104 247H106V248H104L105 249V251L104 252H106V253H104L101 249H103V248H101V243L98 245H96V243L98 242L99 243V240L98 241H95L96 240V238L97 237ZM110 236V238L108 239L107 237H109ZM112 236V237H111ZM114 236V237H113ZM166 236L164 237V238H166ZM189 236H191L190 238H188ZM6 237H7V240H5L6 239ZM33 238V239H31V238ZM38 237H39V239H38ZM40 237H42L43 239H45V240H43L42 242H41V239L42 238H40ZM50 237V238H49ZM76 237V238H75ZM103 237H105L106 239H107V241H105L106 239L105 238H103ZM115 237H117V240L115 241L114 240V238ZM151 237V238H150ZM155 237H156V239H157V241H155L156 239H155ZM170 237V238H169ZM175 237L178 239H176L175 240ZM180 238V240H179V238ZM187 237V238H186ZM207 237V238H206ZM213 237V238H212ZM226 237V238H225ZM229 237V238H228ZM250 237V238H249ZM252 237V238H251ZM11 238V239H10ZM67 239V240H65V239ZM75 238V239H74ZM79 238V239H78ZM86 238V239H85ZM94 238V241L96 242H94L92 239ZM128 238V239H127ZM147 238H148V240H149V238H150V240L147 242ZM172 238V239H171ZM173 238H174V241H173ZM202 240V242H201V240ZM208 238H209V240H208ZM238 238V239H237ZM3 239V240H2ZM38 239V240H37ZM49 239H50V242H48L49 241ZM52 239V240H51ZM59 239H63V240H59ZM78 239V242L77 241H75V240H77ZM105 239V240H104ZM142 239L144 240V242L142 243L141 241H142ZM152 239V240H151ZM160 239V240H159ZM161 239H163V240H161ZM168 239H171V240H169L170 242L168 243V242H165V243H163L164 242V240H166V241H168ZM220 239V240H219ZM223 239H224V241H223ZM228 239V240H227ZM239 239H241V240H243V241H238ZM262 239V240H261ZM11 240V241H10ZM22 240V241H21ZM27 240H28V242H30V243H28L27 242ZM33 240V241H32ZM48 240V241H47ZM55 242H54V241ZM84 240L85 241H87V242H84ZM105 241V243H103L104 241ZM112 240L113 241H115V242H112ZM118 240H120V241H118ZM128 240V241H127ZM137 240V241H136ZM189 240V241H188ZM204 240H206V241H204ZM208 240V241H207ZM211 240L213 241L212 243H211ZM214 240H215V242H214ZM227 240V241H226ZM249 242H248V241ZM15 241H16V243H15ZM37 241V242H36ZM57 241V242H56ZM60 241V242H59ZM62 241H64L65 242V244H63L64 242H62ZM90 241H91V244H93V245H95V246H97V247H95V246H93V245H91V244H89L90 243ZM122 241H123V243H122ZM132 241V242H131ZM151 241V242H150ZM163 241V242H162ZM176 241V242H175ZM179 241V242H178ZM188 241V242H187ZM200 241V242H199ZM221 241V242H220ZM232 241H234V243L232 242ZM237 241H238V244H236L237 243ZM251 241V242H250ZM6 244H5V243ZM18 242V243H17ZM24 242V243H23ZM41 242V243H40ZM71 242V243H70ZM87 243V244H84V243ZM94 242V243H93ZM116 243V245L115 246H117V248L114 246V244H112V243ZM122 243V244H119V243ZM134 242H135V244L138 242V243H140L139 245H140V248L139 249H142V250H138L137 249V246H139V245H135L136 247H134ZM153 243V244H150V243ZM155 242V243H154ZM156 242H158V245H157V243ZM174 242H175V244L178 242L179 244H176V248L177 249H175V251H174V249L173 250H170V251H167L168 249H172V248H175L174 246H173V244H174ZM183 242V243H182ZM185 242H186V244H185ZM192 242V243H191ZM195 242V243H194ZM219 242V243H218ZM223 242V243H222ZM224 242H225V244H224ZM232 242V243H231ZM240 242V243H239ZM15 243V244H14ZM33 243H35L36 244V246H35V244H33ZM44 243H46V247H45V244ZM61 243V244H60ZM73 243V244H72ZM75 243V244H74ZM77 243H78V248L80 247V249H78L77 248ZM84 244L83 246L81 245V244ZM108 243H110V245H113V246H110V245H108ZM126 243V244H125ZM150 244L151 245V247L153 248H150L149 246L150 245H148V244ZM163 244V245H160V244ZM168 245H170V247L171 248H169V247H166V246H168ZM173 243V244H172ZM198 243H199V245H198ZM216 243V244H215ZM228 243V244H227ZM241 243H242V245H241ZM2 244V245H1ZM8 244V245H7ZM26 244V245H25ZM44 244V245H43ZM53 244V245H52ZM59 244L61 245V246H59ZM68 244V245H69ZM104 244H105V246H104ZM119 244V245H118ZM125 244V245H124ZM132 244V245H131ZM174 244V245H175ZM181 244V246L184 248V250H183V248H181V246H179ZM184 244V245H183ZM193 244V245H192ZM207 244V245H206ZM227 244V245H226ZM230 244V249H229V247H228V245ZM250 244V245H249ZM10 245H12V246H10ZM18 245V246H17ZM20 245V246H19ZM23 245V246H22ZM30 245V246H29ZM34 245V246H33ZM40 245V246H39ZM41 245H42V248H41ZM50 245H52V246H50ZM63 245L67 248V250L65 251V247H63ZM73 245H75V246H73ZM87 245V246H86ZM106 245H108L109 247H107ZM121 245V246H120ZM128 245H130V247H128ZM147 245V246H146ZM187 245L188 246H190V247H187ZM191 245L193 246V248L191 247ZM196 245V246H195ZM213 247H212V246ZM216 245V246H215ZM219 245V246H218ZM238 245V246H237ZM255 245V246H254ZM3 246H5V247H3ZM16 246V247H15ZM84 246H86V247H84ZM92 248H91V247ZM100 246V247H99ZM124 246V247H123ZM142 246V247H141ZM143 246H146V247H143ZM160 248V246H162V247H164V249L167 251V254H166V251H165V254H164V256H162L161 257V253L163 252L164 253V250L162 249V248H158V247ZM197 246H199V247H201V248H199V250H198V248H197ZM204 246H207V247H204ZM209 246H211V248L209 247ZM14 249H13V248ZM35 247V248H34ZM39 247V248H38ZM47 247H49V248H47ZM61 247H63V248H61ZM83 247L85 248V250H82L83 249ZM99 247V248H98ZM111 247H113V249L111 248ZM133 247V249L134 248H136V250L138 251V256L141 258H139V257H137L135 254L137 253L136 252V250H134V252H131L132 251V249H130V248H132ZM187 247V248H186ZM195 247H196V249L197 250H195ZM215 247H217L216 248V250H214L215 249ZM225 247H226V249H225ZM228 247V248H227ZM232 247V248H231ZM239 247V248H238ZM250 247V248H249ZM252 247V248H251ZM19 250H18V249ZM29 248V249H28ZM34 248V249H33ZM38 248V249H37ZM45 248V249H44ZM77 248V249H76ZM94 248H95V250H97V249H99V250H97V251H95L94 252ZM109 250H108V249ZM122 248V249H121ZM146 248V249H145ZM155 248H158L159 249V253H158V255L156 254V252H155V250H157V249H155ZM192 248V249H191ZM203 248V249H202ZM261 248V249H260ZM5 249H6V252H5ZM13 249V250H12ZM23 251H22V250ZM41 249H42V251H41ZM48 249H50V251L48 252L47 250ZM51 249H53V250H51ZM77 250V252H76V250ZM89 250V251H87V250ZM90 249H92V250H90ZM103 249V250H104ZM107 249V250H106ZM111 249H112V251H111ZM127 251H126V250ZM130 249V250H129ZM152 249V250H151ZM155 249V250H154ZM162 249V250H161ZM179 249V250H178ZM180 249H182V250H180ZM190 250V252H189V250ZM253 249V250H252ZM33 250V251H32ZM36 252H35V251ZM70 250H72L73 252H71ZM74 250H75V252H74ZM82 250V251H81ZM149 250V251H148ZM202 250V252H201V254H203V250H206V252L204 251V254L203 255H201V254H199L200 253V251ZM209 250V251H208ZM218 250V251H217ZM226 250V251H225ZM229 250V252H227ZM235 250V251H234ZM244 250V251H243ZM249 250V251H248ZM261 250V251H260ZM3 253H2V252ZM17 251V252H16ZM26 251V252H25ZM41 251V255L39 254V252ZM45 251H47V253L45 252ZM52 251V252H51ZM59 251V252H58ZM64 251V252H63ZM71 253H70V252ZM92 253H91V252ZM102 251V252H101ZM109 253H108V252ZM113 251H115L114 253H113ZM119 251V252H118ZM120 251H122L121 253L122 254H124V251L125 252H131V254L133 255V257L134 258H132V257H129V255H127L126 256V254H129V253H125V255H123V257H124V259H123V257H122V254L120 253ZM141 251V253H142V255H141V253H139ZM146 251V252H145ZM148 251V252H147ZM172 251V252H171ZM175 252V254H178V255H176V257H175V254H174V252ZM182 251H184L183 253H181ZM188 251V252H187ZM196 251H197V253H196ZM213 253H212V252ZM214 251H217V253L215 252V254H217L218 256H216V255H214ZM246 251V252H245ZM22 255V257H21V255L19 254V253ZM37 252H38V254L40 255V256H38V254H37ZM43 252H45V253H43ZM51 252V254H49ZM55 252V253H54ZM80 252V253H79ZM84 252V253H83ZM87 252V254L85 255V253ZM93 252H94V254L95 255H99L98 256V258H96V256L94 255L93 256ZM100 252H101V254H100ZM155 252V253H154ZM168 252H169V255H168ZM173 253V254H171V253ZM194 252V253H193ZM199 252V253H198ZM224 254H223V253ZM243 252V254L245 253V255H241V253ZM250 254H249V253ZM257 252V253H256ZM259 252V253H258ZM261 252V253H260ZM34 253V254H33ZM64 253H66V254H64ZM78 253V254H77ZM82 253V254H81ZM91 253V254H90ZM104 253V254H103ZM118 253V254H117ZM119 253H120V255H119ZM151 253V254H150ZM154 253V254H153ZM196 253V254H195ZM207 253H209V254H207ZM218 253H221V254H218ZM251 253H254L253 255L251 254ZM256 253V254H255ZM5 254L7 255V256H5ZM10 254V255H9ZM14 254V255H13ZM18 256H17V255ZM23 254H24V256H23ZM35 256L36 255V257H34L33 255ZM43 254V255H42ZM59 254V255H58ZM73 254H74V256H73ZM81 256H80V255ZM107 254V255H106ZM115 254L117 255L116 257H119L118 259H115ZM143 254H145V255H143ZM156 254V255H155ZM183 254V255H182ZM189 254V255H188ZM199 254V255H198ZM226 254V255H225ZM246 254H247V256H246ZM260 254H261V256H260ZM4 255V256H3ZM30 255L32 256V257H30ZM47 255H48V257H47ZM49 255H51V257H49ZM66 255H68V256H66ZM84 255V256H83ZM89 255V256H88ZM100 255H101V257H100ZM106 255V256H105ZM110 255H112L111 257H110ZM114 255V256H113ZM119 255V256H118ZM132 255H130V256H132ZM150 255V256H149ZM153 255H155V258H154V256ZM166 255L168 256V257H170L171 256V259L170 258H168V259H170V260H168V259H166ZM195 255H198V256H200V257H198V256H196V258H194L195 257ZM215 256V258H214V256ZM250 255V256H249ZM3 256V257H2ZM20 256V257H19ZM27 256V257H26ZM42 256V257H41ZM45 256H46V258H45ZM57 256V257H56ZM71 256H73L72 258H71ZM93 256V257H92ZM129 257L128 259L126 258V257ZM144 256V257H143ZM149 258H148V257ZM156 256H158V258L156 257ZM159 256H160V258L162 259V260H167V261H161V259L159 258ZM188 256V257H187ZM206 256V257H205ZM224 256H227V258L228 259H226V260H224L225 258H223ZM229 256H230V260H233V261H230L229 260ZM232 256H234L233 257V259H231L232 258ZM245 256H246V258H245ZM254 256V257H253ZM256 256V257H255ZM258 256H259V258H258ZM15 257V258H14ZM39 257H41V258H39ZM44 257V258H43ZM66 259H65V258ZM69 257V258H68ZM85 257V258H84ZM91 257V258H90ZM103 257V258H102ZM113 257V258H112ZM122 257V258H121ZM146 257V258H145ZM165 257V258H164ZM174 257V258H173ZM187 257V258H186ZM192 257V258H191ZM208 257H210V258H208ZM220 257V258H219ZM244 257V258H243ZM262 257V258H261ZM2 258H3V260H2ZM11 258V259H10ZM37 258H39V259H37ZM48 258V262L46 263V262H44V260H46ZM58 258V260H55V259H57ZM79 258V259H78ZM83 258V259H82ZM93 258H95L94 260H93ZM137 260H136V259ZM143 258H145L144 259V261H143ZM183 258V260H185ZM198 258H200V260L198 259ZM202 258H204V260L202 259ZM241 258H243L241 261H240V259ZM8 259H9V261H8ZM12 259H13V262H12ZM19 259H21V260H19ZM23 259V260H22ZM29 259V260H28ZM69 259H71V260H69ZM104 259V260H103ZM113 259V260H112ZM121 259H122V261H121ZM127 259V260H126ZM131 261H130V260ZM147 259V260H146ZM190 259L192 260V261H190ZM198 259V260H197ZM202 259V260H201ZM212 259V260H211ZM214 259H215V261H214ZM246 259V260H245ZM11 260V261H10ZM17 260V261H16ZM19 260V261H18ZM43 261V262H40V261ZM67 260V261H66ZM80 260V261H79ZM107 261V263H106V261ZM125 260H126V262H125ZM136 260V262H134ZM176 260V259H175ZM174 260V261H175ZM229 260V261H228ZM235 260V261H234ZM255 260H256V262H255ZM5 261V262H4ZM16 261V262H15ZM29 261H30V263H29ZM90 261V262H89ZM99 261H98V264H99ZM102 261V262H101ZM104 261V262H103ZM128 261V262H127ZM132 261H133V263H132ZM168 261H170V262H168ZM174 261L172 262V264H174ZM180 261V260H179ZM178 260H177V262L175 263V264H179L180 262H182V260L179 262ZM210 261V262H209ZM244 261H245V263H244ZM8 262V263H7ZM10 262V263H9ZM26 262H28V263H26ZM50 262H49V264H50ZM95 262V263H94ZM146 262V263H145ZM184 262V261H183ZM197 262H193L194 264H197ZM222 262H224V263H222ZM241 262V263H240ZM255 262V263H254ZM258 262V263H257ZM0 263V264H1ZM149 263H150V260H149ZM185 263H186V260H185ZM200 263H198V264H200ZM60 264H62V263H60ZM150 264H152V263H150ZM171 264V263H170ZM182 264V263H181Z\"/></svg>", "mask_w": 264, "mask_h": 264}]
</instances>
